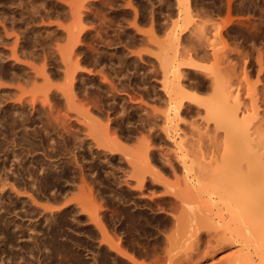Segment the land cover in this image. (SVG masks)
Instances as JSON below:
<instances>
[{
  "label": "rangeland",
  "instance_id": "374dc122",
  "mask_svg": "<svg viewBox=\"0 0 264 264\" xmlns=\"http://www.w3.org/2000/svg\"><path fill=\"white\" fill-rule=\"evenodd\" d=\"M16 1V2H15ZM28 1V2H27ZM72 2V0H66V2H65V0H0V13L2 14V13H4V14H2V16L4 15L5 16V18H4V16H3V18H4V20H3V22L4 21H6V20H11L10 19V17H13V18H16V20L17 21H15V19H14V21L16 22V24H17V27L18 28H15L14 30L12 29V30H10V26L8 25L10 22L9 21H7L6 23L4 22V24L6 25V28L7 29H9V32L11 33V35H13V36H11L12 37V41L14 42V39H15V37H19V41H18V46H17V48H22L23 49V51H25L26 52V50H28L27 52L29 53V48L27 49H24L23 48V46L22 45H24L25 46V41L27 42V40H28V42H30L29 40H31L30 38L32 37L31 35V32L30 31H28V30H26V28L28 27L27 25V27L24 25V24H26L25 22H24V20H22L21 18L24 16H26L27 15V13H29L30 14V12H31V14L32 15H30L29 17H32V18H30V21L32 20L33 22H34V20H35V22L33 23V25L35 24V25H37V27H39V29H40V31H42V32H40L41 34H43L44 36V38L43 39H45L47 36H48V34L50 33L51 34V32H52V35L53 36H58L59 35V37H60V35L61 34H59V31L61 32L62 31V33H63V36L65 37L66 35L64 34V33H68L69 31H70V33H72V32H74L75 30H77L76 28L78 27L77 25H78V22H77V25L75 26V22L77 21L76 20V18H72L71 17V13H70V9H67L66 10V12H69V13H67L66 14V12H65V9H63V8H71V7H73V5L70 7L69 5H70V3ZM75 1H77L78 2V0H74V2H72V3H74V5H75ZM94 1H96V4H95V2H94V7H93V9H92V13H93V15L94 16H92V20H90V21H88V22H90V23H86L85 22V25L86 26H88V27H86V29H85V31H87V29H89V32L87 31V33L89 34H87V36L88 37H86V39H84V45H82V47H81V49L79 50L80 51V53L79 52H77L76 54H75V60L74 61H76L77 59H81V62L83 63V74L81 75V77L80 78H83V84H85V85H87V87L89 88V90L88 91H86L85 92V94H84V96L82 97L81 96V98L79 97V96H77L76 95V97H79V98H75L74 100H82V101H84V99H86L85 100V102H78V101H76V102H78V104L80 103V104H82V106H84L83 108H82V106H80V108H77L76 110H78L82 115L84 114V111L86 110V112L88 111V113H86L85 112V114H87L88 115V119H89V117H90V119L88 120L87 118L85 119L88 123H95L94 125L97 127V130H99V132H101L103 135H104V131H105V133H107L106 134V137L107 136H109V134L112 136H110V137H107V138H109V139H107L106 137H105V135L103 136L101 133H99L96 129H95V134L96 135H99L100 134V138H101V143H102V145H101V143L100 142H98L99 140H91L92 138H86L87 139V141L86 140H84L85 141V143H84V145H86L85 147H83V148H85V151H83L84 149L82 148L81 150L79 149H76L75 148V140H73V139H66V136H65V134H66V130H65V128H64V125H65V122L67 121V123H70V129H71V131H73L74 133H76L77 134V130L79 131L78 133H81V130H82V128H83V126H84V128H88V126L90 127V124H88V126H86L87 125V123H85V124H81V123H79V122H76L75 120L73 121V119L72 118H70V120H69V116L71 115L72 116V114H75L76 113V111L74 112L73 111V109L71 110L70 109V105L72 104H68L66 101H64L63 99L64 98H62V99H59V97H57V95H54V96H56L58 99H59V101L58 102H55V101H57L58 99L57 98H55L53 95H51V97L53 96V99L55 100V99H57V100H55L54 102L55 103H57L56 105H55V103L54 104H52L53 102H52V98L49 96L53 91H52V89L55 87V84L57 85V87H55V90L56 89H58L59 87V84H60V86H61V84H63V86H64V83H65V81H64V79H63V75L61 74V72H55L56 74H57V76H56V74L55 75H53L52 76V73L50 72L51 71V69H52V67H55V68H53L54 70H60V59L58 58L60 55L58 54V53H56V54H58V55H55V57L57 58V62H55V63H53L52 62V67H51V65L50 64H48V63H51V61H47L48 59V54H46L47 56H45L46 58H42V55H44V54H41V53H43L41 50H39L40 51V54H39V52H38V54H39V56H41V57H39V58H37L36 57V55H38V54H36L35 55V58H37L38 59V61H37V59H33L32 57H34V56H32V55H30V57H29V55H28V57L26 56V54H25V57H24V55H22L21 53H22V51H20L19 49L17 50V53L19 54L18 56L20 57V59H22V61H23V63L22 64H27V62H34V64L32 63H28V65H29V67L28 66H26V65H20L21 64V62H18L19 63V65H17L16 67L14 66V65H16V64H14V62H12L11 64L12 65H9V66H11V67H9L8 66V68H6L7 69V73H6V77H5V74L3 73V76L5 77H3L2 79H1V77H2V75H1V77H0V84H2L3 85V87H6V86H8L9 84L10 85H12V86H9V87H13L12 89H14V90H19L18 91V96H20L21 98H22V101H21V98H20V101H18L17 102V104L18 105H20V103L22 104V108H21V110H22V115L23 116H21V119L19 118L16 122H18V121H21V122H18V123H20V126H19V124L18 123H16V125L13 123L12 125H11V123H9L10 122V118L13 116L14 118L19 114H17L16 113V115H15V113L13 112V110L10 108V109H7L6 111H5V113L8 111V110H11V111H8L9 113L7 114V115H9V116H7V118H5L6 120H7V122H8V124H10V126H13L14 127V129H15V131L18 129V127H19V129L17 130V132H19L20 131V129L22 128V130L21 131H23L24 133H26V135L28 136H26V138H24L25 137V135H24V137L23 136H21L22 134H24V133H22L20 136H19V134H17L16 133V136H14V137H12L11 135H12V133L10 132V131H12V127H9V125H7L6 123V120L4 119V121H5V123H3V120L1 121V119H0V149L3 147V148H5V146H7V145H9V143H10V145L12 146V147H15V143H18L19 145H17V147H15V150H19V149H21V148H23V147H26V148H23V149H21V150H24V151H21V152H23L24 154H25V151H27L28 152V154H25L27 157V160H25L26 158H25V155L24 154H22L21 155V152H20V155H21V157L23 158V161L25 162H23L22 164H24L25 166H27L28 164H29V162H28V159H29V161H30V165L31 164H34L35 165V162H36V168L35 167H33V165L32 166H29V167H31L32 169H35V171H36V169H37V166L39 165H37V163H40V164H44L45 165V168H51L52 166H55V168H54V171H55V169H56V167L57 166H59V167H57V169H59V168H62V172L60 171V172H57V171H55V174H54V171L52 172L53 173V175H51L52 173H49V175L47 174L48 173V171L44 174V172L42 171V173H40V171H36V175H38L39 177H42L41 175L42 174H44L43 175V179L45 180V181H47L46 180V178H50L49 180H48V183H51L52 182V180L51 179H53V182H52V184H54V185H56L57 183H58V185L60 184V187L59 186H57V187H59L60 189H61V192L63 193V191L65 192V193H63L62 195H61V197H60V189H59V192H58V194L59 195H57L58 197H60V200L59 199H57V201L55 200L56 198H57V196H56V198L54 197V196H51L52 195V193H49L50 191H45L46 192V194L47 193H49L48 195H50L49 197L51 198V200H50V198L47 200V196L45 195V192H42V193H44L43 195L45 196H42L41 194V192L40 191H38L36 188H38V185H37V187L36 186H34V187H36L35 189H36V191H35V189H34V187H31V186H33V184L30 182V178H28L27 176H26V178H25V175H23V174H21L20 175V173L22 172L23 173V171H22V168H21V172L18 174V173H15V172H17V171H15L14 173H12V171H11V173L14 175V177H13V175H12V177L14 178H12L13 179V181H11L12 179H11V174H10V172H9V174H8V176L10 175V181L11 182H14V180L16 179V177H18V176H15V174H18L19 175V177H21L22 179V181L20 182L21 184H24V180H26L27 178L29 179H27L26 181L27 182H29L28 183V186H26L27 188H29L28 189V191H27V189H26V187H25V189H23L22 187H21V189H20V187L19 186H17V184L15 185L14 183H16V182H14V183H12L11 184V182L9 181V185L8 186H6L5 188H4V190H3V188H2V192H4V193H2V192H0V207L2 206V200H1V198H3V201H4V205L6 206L5 207V209H4V206H2L3 207V209L2 208H0L1 210H5V212H7V213H4V214H7V215H2L1 217L2 218H4L3 219V221H1L0 222V225H1V223L3 222L4 224H6V223H9L10 221L9 220H13V217H14V219L16 220V224H14L15 223V221L13 220V221H11V222H13V224L14 225H16V227L18 226L17 224H22V225H20V227L18 226V230L17 231H19V232H21L20 234L21 235H16V227H14V225L13 224H11V222H10V224L12 225V227H11V225L9 224H6L7 226H8V228H7V230H8V232H7V230L5 229L6 227H3V225H1L2 226V228H0V230H4L5 229V231L4 232H6L5 233V235H6V237H7V239H8V237H10L11 235H13V236H11V238H9L8 240L6 239V237H5V235L1 232V234L2 235H0V238H2V243H1V239H0V243L1 244H3V240H4V244L3 245H5V246H3V245H0V249H1V247H8V250H10V251H8V250H6V248H5V250H4V248L3 249H1L3 252H5L6 253V255H9V256H15V254H16V256H21L22 255V253H23V255L22 256H24V258H25V256H26V254L24 253V251H28V252H26V253H28V254H30V253H33V254H30V256H28V254H27V258H29L30 259V261H35L36 260V258H37V263H36V261L34 262H31V264H39V263H41V262H43V264H44V261H41V260H43V259H46L44 256H46L47 255V253L50 251V245H51V247L53 246V243L54 242H51V241H54V239L53 238H51V237H53V234H51V233H53L52 231L53 230H51V231H48V232H45L47 229H45V226L44 225H40L39 227H38V225L37 226H33L32 227V224H33V221H36V219H35V217L38 215V214H41V213H43L44 211V209H45V207L43 208V210H42V206L44 205V206H52L51 208H56V207H58V205L59 206H61V207H63V209L65 210L66 209V211H67V213H66V211L63 213L66 217H64L63 219L67 222L69 219L71 220V222H72V219H74V217L76 218V220L74 219V221L75 222H77V223H74L76 226H74V224H73V222H72V224H71V226H70V229H69V226L68 225H70V224H68V223H70V222H67L66 223V226H63L62 228H60V229H62L61 230V232H60V230L59 231H57L58 229H56V231H55V229H54V234L55 233H57L59 236L57 237V234L55 235L56 236V238H55V240H56V242H58V240L60 241V240H63V239H65V241H67V242H69V241H71V242H69V243H67V242H65V241H62L63 243L62 244H64L65 243V245L67 244V246L69 247V248H73L72 250H73V252H72V250L71 249H69L68 248V250L69 251H71L72 253H74L73 254V256H75V257H79V259H80V261H79V259L77 258H75V257H73V259L74 260H72V258L70 259V257L68 256H66L67 258H69L70 259V261L72 260V263H74V262H76L75 260H77V263H81V264H91V261H94V260H92L93 259V256H95V255H97V256H95V258H97L96 259V263H94V264H99L100 262H101V260H102V262H104V263H102L101 262V264H138L139 262V264H172V262H173V264H174V261L175 260H177V261H179V260H181V262H186V264H189L190 262H192L193 263V261H194V263L195 264H198L201 260H202V262H203V264L204 263H208V264H213L214 262L215 263H217V264H231L232 262H236V263H238L240 260H241V258H239L240 257V254H242L243 253V251L241 252L240 251V249L242 250V249H244V251L246 250V248H247V246L249 247L251 244V246L249 247L250 249H248L249 250V253L251 254V257H253V259L255 260V261H257V252L255 251V249H254V247H253V242L251 243V241H253V240H249L248 239V241H246V242H244L245 241V238H242V236H241V234H242V231H244V233H245V230H243V229H241L240 227L241 226H243L242 225V223H241V226L239 225V223L235 220V218L234 217H236L237 218V215L236 216H233V218H234V220L236 221V222H234L233 221V219H231V217L229 216V213H228V211H226V209H225V207L223 206V208L220 210V212H218V213H220L219 215L220 216H214V219L213 220H207V219H205V218H203V220L201 219L200 220V216H198V215H195V212L197 211V209L199 208V207H201V205L200 206H198L196 203H194V202H192L194 205H192V203H190L191 201L189 200V203H187L186 201L187 200H185L184 202H186V203H184L183 201H181V197H178L177 198V196L178 195H180V194H177L179 191H183V189L186 187V185H185V182H184V180H185V175L186 176H188V178H189V180H190V172L189 171H185V168H184V166H183V164H182V162H183V159L185 158V154H186V150L184 149V148H187L189 145L190 146H192L193 145V148L196 150L197 149V151L199 152V151H202V150H200L202 147L204 148V149H206V143H205V140H207L205 137H203L202 135L201 136H199L200 135V133H202V132H204L205 131V127H204V125L202 124V122H203V120L202 119H200V116H204V112H203V109L204 108H202V106H201V103H202V101H206V100H210L211 98H212V96H209V95H211L212 94V91H210V90H212V85H213V79H214V76H216V75H218V74H220V75H223L224 73H226V67H228L230 70H228L227 71V74L226 75H223V77H225V79L229 82V84H233V90L235 91V92H237L239 95H240V99H241V101H242V107H248V109L251 107L250 105H253V107H252V109L254 108V110L250 113V116L247 118V120H245V126L246 127H251V126H255L256 125V123H258L259 122V120H264V0H188V4H187V2H184V3H186V4H184L183 5V7H185V9L189 6L190 8L188 9L189 10V13L191 14V16H190V18H187V17H185V18H187V19H185L184 18V14L183 13H185V11H187V13H186V15L188 16V10L186 9L185 11H183V9H182V6H180V3H179V1L177 0V2L175 1V0H135L134 2H133V0H131L129 3L132 5V3L131 2H133L134 4V7L133 8H136V9H134V10H138L139 9V11L141 10V12H139L138 14H142L140 17L142 18L143 16L145 17L146 16V13H147V16H146V18H143V19H145L144 21L143 20H141V18L139 17V19L141 20H139L138 19V17H135V11H130V10H133V8H130L129 9V7H128V5H127V8H126V6H125V4H124V1L125 2H127V0H94ZM140 1H141V4H140ZM161 1V2H160ZM13 2V3H12ZM25 2V3H24ZM46 2H48V3H46ZM49 2H51L50 4H49ZM77 2H76V5H77ZM138 2V3H137ZM43 3H45V4H43ZM69 3V4H68ZM71 3V4H72ZM128 3V2H127ZM9 4V5H8ZM31 4V5H30ZM50 5L49 7L51 8V9H48L49 7H47L48 5ZM60 4V5H59ZM66 4V5H65ZM120 6H119V5ZM139 4V5H138ZM144 4H145V6H144ZM11 5V6H10ZM45 5V7H43ZM58 5V6H57ZM75 5V6H76ZM122 5H124L125 6V8L122 6ZM181 5H182V3H181ZM186 5H187V7H186ZM37 7V8H34V7ZM56 7L54 10H56L57 9V12L55 11V12H53V8L52 7ZM61 6H63V7H61ZM119 6V7H118ZM6 7V8H5ZM29 7V8H28ZM38 7L40 8V7H42V9L41 10H39L38 9ZM59 7H61V8H59ZM111 7V8H110ZM142 7H143V10H144V8L146 9V7H147V11L148 12H146V10L145 11H143L142 10ZM8 8V9H7ZM94 8H96V9H94ZM121 8V9H120ZM153 8V10H152V12H155L154 14V16L156 17L157 15V19L153 16L152 17V12L150 11V9H152ZM181 8V9H180ZM38 9V10H37ZM45 10V12H46V14H45V16H41V17H39L40 16V14H38V12L40 11V12H42L41 13V15H44V10ZM58 9L60 10L59 12H61V15H60V13L58 12ZM63 9V10H62ZM127 9H129V10H127ZM154 9H156V11L159 13H157L156 14V11L154 10ZM179 9V10H178ZM38 12H37V11ZM50 10V11H49ZM94 10V11H93ZM123 10H125V11H123ZM181 10L183 11V13L181 12ZM30 11V12H29ZM33 11H35V12H33ZM49 11V12H48ZM51 11H52V13H51ZM65 12V14H64V12ZM151 12V20H150V16H148V13H150ZM168 11V12H167ZM20 12V13H19ZM33 12V13H32ZM63 12V13H62ZM138 12V11H137ZM143 12H144V15H143ZM12 13V14H11ZM36 13V14H35ZM52 14V16H51V14ZM57 13V14H56ZM28 14V15H29ZM49 14V15H48ZM59 14V15H58ZM63 14H64V16H63ZM162 14V15H161ZM170 14V15H169ZM34 15V16H33ZM55 15V16H54ZM122 15V16H121ZM174 15V16H173ZM46 16H47V18H46ZM63 16V17H62ZM104 16V17H103ZM139 16V15H138ZM42 17H44V19L42 18ZM49 17V18H48ZM121 17V18H120ZM125 17V18H124ZM9 18V19H8ZM42 19V21H41V19ZM100 20H99V19ZM102 18V19H101ZM137 18V20H139L137 23L135 22V19ZM155 18V20H153ZM6 19V20H5ZM171 19H172V21H171ZM179 19H181V20H179ZM20 20H22V22L19 21ZM43 20H45V21H43ZM74 20H75V22H74ZM99 20V21H98ZM155 22L156 20H157V23L155 22V23H153V21ZM174 20V21H173ZM175 20H176V22L178 23V27H177V29L179 30V31H181V30H183V34L181 33V35H182V38H181V35H180V38H179V42H178V45L180 46V47H178L179 49H181V48H183L184 46H186V44H187V47H188V44L190 45L191 43H192V41L194 40V37H188L189 35H191V36H193V34H195L194 32H193V34H192V32H189V31H193V30H195L196 28H199V30L198 31H200V28H203L204 29V33H205V30L206 29H210L209 31H207L209 34H208V37L210 38H208L209 40H210V44L211 45H209V46H204V48L202 49V52L204 51V52H206V53H208L207 55H206V53L204 54V53H202L199 57H194V60H193V64H194V66L193 67H191L192 69L191 70H189V72H187V70L185 71V70H183V72H184V74H185V76H184V82L186 83V85H188L189 87H188V92H189V94H191L192 96H195L197 99H198V103L196 102V103H193L192 104V111H191V114H190V118H187L186 117V119L188 120V123L189 122H193L194 123V126L191 128L190 127V125H185L184 124V122L183 121H180L179 123H180V132L179 133H181V134H184L185 133V135H187V139L188 140H190L191 141V143H188V146H186L185 147V145L184 144H182V142L184 143V142H187L188 140H183V141H181L182 140V138H180V137H178V136H176V137H178V138H176V137H174V139H169L168 137H166V135L164 134L165 132H163L164 131V129H162V128H164L163 127V125L164 126H166L165 124H163L161 121H159V123H158V125L160 126L159 127V129L161 130V131H159L158 132V134H160V136L159 137H152V138H149L148 137V131L145 129L144 131H145V133H143L144 131L141 129V132H142V134L140 135L139 133V135L137 134V136L136 135H132L131 137H133V138H130V136L128 137L129 139H127V137H123L121 134H120V132L118 131V128L117 127H115L114 126V121L118 118V120L121 122V120H122V118L124 117V118H126L125 120L126 121H124V120H122V125L125 123V124H127V117L129 118V122L131 123V121L133 122V124H130V126L131 125H133V127H135L136 125L138 126V125H140L139 124V116H140V114L141 115H145V111H143V109H146L147 111H150L151 110V112H153V111H156V112H158V113H165L167 110H168V107H167V105H166V102L164 103L163 101L160 103V102H157V101H155V98H153V99H151V98H146V97H144V95H143V93H142V86H139V88L137 89V87L136 86H134L135 84H137V80H140V78L142 79L143 78V76H152L150 79V81L152 82V85L155 87V89L157 88V86H158V88L156 89V91H159V89H161L162 87H161V85H162V79L164 78L167 82H169L170 83V86L172 85L173 86V82H174V80L173 79H170V78H174V75H173V64L172 65H169V64H171V62L173 63L174 61L172 60V61H170V59L169 58H167V60L168 61H170V63L169 64H167V65H169V67H166L165 65V62H164V59H166V57L163 59L162 58V60H161V58H160V56H162V55H166V52H163L162 50L163 49H165L166 47V49H165V51L166 50H168V55L170 56V54H172L171 56L173 57V59H174V54L175 53H171L172 51H173V46H167L168 44H165V41L167 40V38H166V33H169V31L173 28V23L174 24H177V23H175ZM185 20V21H184ZM28 21H29V19H28ZM105 21V22H104ZM133 21V22H132ZM146 21V22H145ZM148 21V22H147ZM151 21H152V23H151ZM160 21V22H159ZM181 21V22H180ZM38 22V23H37ZM42 22V23H41ZM114 22V23H113ZM145 22V23H144ZM171 22H172V24H171ZM20 23V24H19ZM24 23V24H23ZM41 23V24H40ZM46 23V24H45ZM131 23V24H130ZM142 23H144V24H142ZM184 23V25L182 26V24ZM40 24V25H39ZM58 24V25H57ZM72 24H74V26H72ZM92 24V25H91ZM134 24H136V26L134 25ZM153 24H155V26L153 25ZM161 24V25H160ZM24 25V26H23ZM34 25V26H35ZM45 25V26H44ZM83 25V24H82ZM91 25V26H90ZM101 25V26H100ZM106 25V26H105ZM144 25V26H143ZM25 27V30H24V32L26 31L27 32V34L29 35H27L26 34V32L24 33L25 35H27L26 36V38H24L19 32H21V30H22V32H23V29L24 28H22V27ZM44 26V28H42ZM47 26V27H46ZM52 26V27H51ZM58 26H61V27H58ZM67 26V27H66ZM166 26V27H165ZM21 29H20V28ZM72 27V28H71ZM90 27V28H89ZM134 27H136V29L134 28ZM183 27H184V29H183ZM185 27L187 28V30L185 29ZM47 30H46V29ZM58 28H63V29H65L66 28V31L64 30L63 31V29H58ZM81 28H82V26H81ZM93 28H95V30L93 29ZM169 28H171V29H169ZM206 28V29H205ZM49 29V30H48ZM57 31H56V30ZM93 29V30H92ZM169 29V30H168ZM20 30V31H19ZM54 30H55V32H54ZM73 30V31H72ZM105 30V31H104ZM154 30V31H153ZM197 30V29H196ZM202 30V29H201ZM48 33H47V32ZM101 31V32H100ZM165 31H167L166 33H165ZM186 33H185V32ZM29 32V33H28ZM202 32V31H201ZM0 33L1 34H5L4 33V29H3V27L0 25ZM17 33V34H16ZM45 33H47V35L45 34ZM54 33V34H53ZM55 33H56V35H55ZM58 33V34H57ZM122 33V34H121ZM143 33V34H142ZM191 33V34H190ZM97 34V35H96ZM101 34V35H100ZM197 34V33H196ZM24 35V36H25ZM100 35V36H99ZM185 35V36H184ZM206 35H207V33H206ZM31 36V37H30ZM104 36V37H103ZM185 39H184V38ZM22 38V39H21ZM23 38L25 39V40H23ZM29 38V39H28ZM142 38V39H141ZM191 38H193V39H191ZM197 38V37H196ZM195 38V39H196ZM57 39H58V37H57ZM141 39V40H140ZM184 39V40H183ZM198 39V38H197ZM65 40V38L63 39V41L62 40H57L56 42L59 44V46H61L62 45V47L63 46H65L67 43H66V40ZM126 40V41H125ZM101 41V42H100ZM185 41H188V42H185ZM191 41V42H190ZM195 41H197L198 42V40H195ZM195 41H193V43L190 45V46H192L193 44H195ZM13 42H9L7 45H5L4 47H8L9 46V44H10V46L7 48H3V45L1 46V44H0V48L2 47L3 49H5L6 51H8L7 49H10V48H12L13 47V45H14V43ZM55 42V43H56ZM66 44H65V43ZM19 43H20V45H19ZM22 43V44H21ZM64 43V44H63ZM167 43V42H166ZM87 44V45H86ZM91 44V45H90ZM117 44V45H116ZM130 44V45H129ZM89 45V46H88ZM183 45V46H182ZM105 46V47H104ZM121 46V47H120ZM164 48H163V47ZM26 47H28L27 45H26ZM66 47V46H65ZM169 47V48H168ZM1 48V49H2ZM2 49V50H3ZM21 49V50H22ZM11 50V49H10ZM9 50V51H10ZM82 50V51H81ZM104 50V51H103ZM108 50V51H107ZM169 50H170V52H169ZM212 50H214V51H218L219 52V54L220 55H222V54H224L225 55V53H226V55H228V56H224V57H226V59H227V62H226V60H225V65H223V63H222V65H221V63H219L218 61H216V59H215V57L212 55L213 53L212 52H210V51H212ZM117 51V52H116ZM222 51H224V52H222ZM19 52H21V53H19ZM26 52V53H27ZM174 52V51H173ZM6 54H8V53H11V52H5ZM99 53V54H98ZM159 53L161 54V55H159ZM21 54V55H20ZM79 54V55H78ZM85 54V55H84ZM120 54V55H119ZM168 55H166V56H168ZM206 55V56H205ZM7 56V55H6ZM89 56H90V58H89ZM100 56V57H99ZM112 56V57H111ZM158 56V59L156 58ZM8 57H10V55L8 54ZM18 57V58H19ZM22 57V58H21ZM44 57V56H43ZM92 57V58H91ZM123 57V58H122ZM208 57V58H207ZM41 58V59H40ZM55 58V59H56ZM94 58V59H93ZM118 58V59H117ZM19 59V60H20ZM24 59V60H23ZM26 59H28V61L26 62ZM30 59V60H29ZM45 59H47V60H45ZM101 59V60H100ZM35 60V61H34ZM41 60V61H40ZM45 60V62L47 61L48 63V67H45V68H47V69H49L48 70V72H46L45 74H46V76H47V78L52 82V83H48L49 85H47L46 83V85L47 86H49V87H51V88H49V90H50V92L51 93H49V94H47L46 95V92H45V94H43L44 92L41 90V88L43 87V89H44V91H45V89H48V88H45V87H47V86H42L43 84H44V82H42V81H44L45 79H43L42 77H39L38 78V76L35 78L36 80H35V82L37 83L36 84V87H34V88H32V86H30V85H28L29 86V88L26 86V84H28L25 80L23 81L22 80V78L24 77V76H22V77H19V76H21L20 75V71L22 70L23 72H22V74L23 75H25V74H28L30 71H29V68H30V66H32L31 68H33L34 66H36L37 68L36 69H40V70H43L44 69V67H42L44 64H43V61ZM49 60H51L50 58H49ZM112 60V61H111ZM141 60V61H140ZM160 60V61H159ZM12 61V60H11ZM21 61V60H20ZM37 61V62H36ZM53 61H54V59H53ZM104 61V62H103ZM121 61H123V63H124V65H123V63L121 62ZM157 61H159V62H157ZM166 61V60H165ZM168 61H167V63H168ZM25 62V63H24ZM100 62V63H99ZM160 62H164L163 63V65H164V67L165 68H167V69H169L168 70V72H169V75H168V77L167 78H165V77H163V68L161 67V66H163ZM229 62H231V63H229ZM56 63H58V64H56ZM103 63V64H102ZM159 63V64H158ZM229 63V64H228ZM126 64V65H125ZM137 64H138V67H137ZM50 65V66H49ZM55 65V66H54ZM123 65V66H122ZM161 65V66H160ZM228 65V66H227ZM232 65V66H231ZM18 66H20L19 68H18ZM22 66V67H21ZM24 66H26L27 68H28V73H26L27 72V70H26V68L24 67ZM58 66H59V68H58ZM153 66V67H152ZM225 66V68H224V70H225V72L223 73V74H221V71H224V70H221V69H223V67ZM230 66V67H229ZM16 69H14V68ZM25 68V70H23L24 68ZM131 67V68H130ZM160 67V68H159ZM234 67V68H233ZM9 68L11 69V70H9ZM35 68V67H34ZM33 68V69H34ZM85 68H87L86 70H85ZM115 68H116V70H115ZM194 68V69H193ZM233 68V69H232ZM36 69L34 70V72L36 71ZM47 69H44V72L45 71H47ZM101 69V70H100ZM106 69V70H105ZM160 69V70H159ZM235 69V70H234ZM14 70V72H11V71H13ZM17 70H18V72H17ZM89 70V71H88ZM194 70V71H193ZM198 70H200V71H198ZM17 73H19V76H17V75H15L14 77H13V75L14 74H16V72ZM198 71V72H197ZM202 71V72H201ZM8 72H9V74L11 73L12 74V76H11V74L9 75L8 74ZM25 72V73H24ZM32 72V71H31ZM33 72V73H34ZM162 72V73H161ZM164 72H166V69L164 70ZM233 72V73H232ZM14 73V74H13ZM35 73H37V72H35ZM40 73H42L43 74V72H41L40 71ZM139 73V74H138ZM147 73V74H146ZM187 73V74H186ZM8 74V75H7ZM31 74V73H30ZM30 74H29V76H30ZM39 74V73H38ZM37 74V75H38ZM41 74V75H42ZM101 74H102V76H101ZM110 74V75H109ZM160 74V75H159ZM33 75H35L36 76V74H33ZM52 77H51V76ZM94 75V76H93ZM142 77H141V76ZM156 75V76H155ZM172 75H173V77H172ZM203 75V76H202ZM231 75V76H230ZM233 75V76H232ZM11 76V77H10ZM19 77L20 78V81L22 80L23 81V84L22 85H20L21 83H22V81L20 82H18L17 83V77ZM28 75H25V77H27ZM34 76V77H35ZM42 76H44V74L42 75ZM60 76V77H59ZM122 76V77H121ZM124 76V77H123ZM10 77V78H9ZM13 77V79H11ZM16 77V78H15ZM87 77V78H86ZM195 77V78H194ZM202 77V78H201ZM12 81H10L9 79ZM19 78H18V80H19ZM31 78H32V74H31ZM39 80H38V79ZM42 78V79H41ZM94 78V79H93ZM103 78V79H102ZM120 80H119V79ZM154 78V79H153ZM5 79V80H4ZM8 79V80H7ZM14 79H16V80H14ZM33 79V78H32ZM31 79V81H33ZM54 79V80H53ZM63 79V80H62ZM170 79V80H169ZM48 80V81H49ZM86 80V81H85ZM105 80V81H104ZM154 80H155V82H154ZM160 82H159V81ZM172 80V81H171ZM47 81V80H46ZM47 81V82H48ZM49 81V82H50ZM91 81H92V83H91ZM137 81V82H136ZM159 83H158V82ZM172 83H171V82ZM192 81V82H191ZM203 81V82H202ZM25 82V83H24ZM90 82V83H89ZM95 82V83H94ZM103 82V83H102ZM105 82V83H104ZM113 82V83H112ZM133 82H135L134 84H132ZM201 82V83H200ZM232 82V83H231ZM15 83V84H14ZM29 83H30V81H29ZM32 83V82H31ZM30 83V84H31ZM53 83H54V85H53ZM154 83V84H153ZM211 83V84H210ZM16 84H18L17 85V87H16ZM94 84V85H93ZM110 84V85H109ZM193 86H191V85ZM202 84V85H201ZM6 85V86H5ZM25 85V86H24ZM31 85H34V84H31ZM89 85V86H88ZM122 85V86H121ZM19 86H24L23 87V89L21 88L20 89V87ZM39 86V87H38ZM121 86V87H120ZM129 86V87H128ZM9 87H7V88H9ZM19 87V88H18ZM41 87V88H40ZM53 87V88H52ZM62 87V86H61ZM132 87V88H131ZM38 88H39V90H38ZM63 88V87H62ZM26 89V90H25ZM49 90H47V92L49 91ZM133 90V91H132ZM206 90V91H205ZM22 91H24V93L22 92ZM112 91V92H111ZM116 91H117V93H116ZM131 91V92H130ZM19 92H21V93H19ZM140 93V94H139ZM24 94H26L25 96H24ZM43 94V95H42ZM53 94V93H52ZM2 94L0 93V96H1ZM48 96L47 98V100H48V102H50V99H49V97L51 98V103H48L47 105H48V107L51 105L52 107H53V105H55L57 108L55 109V106H54V109H55V111H54V109L52 110V107H50L51 108V110H48V111H52V113L50 112V116L48 117L47 116V114H45V112L47 111V109H49L48 107H47V105L46 106H44L43 104H46V103H44L43 101H45L46 99H43V97H41V96ZM132 95V96H131ZM27 98V99H29L30 100V102L32 103V105H30L31 103L29 102V100H27V99H25V98ZM33 97V98H32ZM36 97L38 98L37 100H36ZM114 97V98H113ZM133 97V98H132ZM209 97H210V99H209ZM24 98V99H23ZM31 98V99H30ZM84 98V99H83ZM102 98V99H101ZM143 98V99H142ZM0 99H1V97H0ZM33 99V100H32ZM37 101V102H35V103H37V105H39L38 106V108L40 109L41 108V106H43V109H42V113H40V110L37 108V105L35 104V106H36V108L35 109H37V110H39V111H37V110H35V109H33V107H34V101L35 100ZM41 99H43V100H41ZM90 99V100H89ZM113 99H114V101H113ZM24 100V101H23ZM28 102H27V101ZM103 100V101H102ZM131 100V101H130ZM153 100V101H152ZM27 103H26V102ZM23 102L24 103H26V105H28V103H30L28 106H26L25 104H23ZM43 102V103H42ZM68 104H66V103ZM74 102V101H73ZM75 102V103H76ZM108 102H109V105H111V104H114V108L112 107V110L109 108L110 106L108 105ZM137 102V103H136ZM75 103H73L72 105H71V107H73V106H75L76 104ZM84 103V104H83ZM103 103H105L104 105H103ZM123 103H124V105H123ZM130 103V104H129ZM147 103V104H146ZM65 104V105H64ZM119 104V106H117V108H115L116 107V105H118ZM146 104V105H145ZM195 104H196V106H195ZM69 106V109H70V112L68 111L69 109H67L68 107L67 106ZM120 105H121V107H123L124 109L125 108H128L127 110H126V113H124V112H122L121 111V107H120ZM123 105V106H122ZM126 105V106H125ZM159 105V106H158ZM199 105V106H198ZM245 105H247V106H245ZM24 106H26V108L24 107ZM29 106H31V107H29ZM33 106V107H32ZM59 106V107H58ZM135 106V107H134ZM150 107V109H149V107ZM45 107H47V108H45ZM62 107V108H61ZM64 107V108H63ZM67 107V108H66ZM77 107V106H76ZM107 107V108H106ZM138 107V108H137ZM143 109H142V108ZM157 107H159V108H157ZM33 110H32V109ZM105 108V109H104ZM120 108V109H119ZM135 108H137V110L138 109H140V112H139V110H138V112L137 111H135L136 109ZM153 108V109H152ZM166 108H167V110H166ZM114 109V110H113ZM142 109V110H141ZM154 109H156V110H154ZM164 109V110H163ZM201 109V110H200ZM251 109V108H250ZM25 110V111H24ZM75 110V109H74ZM117 110H118V112L119 111H121L122 112V114L119 112L118 114L116 113L117 112ZM153 110V111H152ZM244 110H245V108H244ZM32 111H33V113H32ZM47 111V112H48ZM53 111H54V114L55 115H57L58 117H55V116H53V118L51 117L52 116V114H53ZM67 111V112H66ZM114 111H116V112H114ZM127 111H129V112H127ZM135 111V112H134ZM143 111V112H142ZM1 112H3V111H0V114H1ZM20 112V111H19ZM34 112L37 114V116H36V114H34ZM38 112H39V116H41V117H38ZM44 112V113H43ZM46 112V113H47ZM132 112H134V113H132ZM138 114H137V113ZM202 112V113H201ZM5 113H3L4 115H6ZM49 113V112H48ZM66 113H67V115H69L68 116V119H67V117H66ZM115 113V114H114ZM124 113V114H123ZM129 115H128V114ZM3 114L1 115V116H3ZM11 114H12V116H11ZM32 115V116H30V115ZM53 114V115H54ZM126 114V115H125ZM198 114V115H197ZM200 114V115H199ZM15 115V116H14ZM36 117V118H34V116ZM45 115V116H44ZM60 115V116H59ZM114 115V116H113ZM122 115H124V116H122ZM70 116V117H71ZM84 116V115H83ZM86 116V115H85ZM126 116V117H125ZM197 116H199V117H197ZM12 117V118H13ZM33 117V118H32ZM47 118L48 119V121H47V123H46V121L44 120V119H42V118ZM54 117L55 118H60V119H58V120H56V119H54ZM117 117V118H116ZM183 117L184 116H182V119H183ZM12 118H11V120H12ZM29 118H32V121L30 122V120L31 119H29ZM38 118V119H37ZM42 119V120H40V119ZM49 118H51V119H49ZM66 118V119H65ZM93 120H92V119ZM116 118V119H115ZM123 118V119H124ZM131 118V119H130ZM203 118V117H202ZM34 119V120H33ZM35 119L36 120H40V121H38V122H36L35 121ZM72 119V120H71ZM113 119H114V121H113ZM121 119V120H120ZM49 120H51V122L49 123ZM53 120H54V122H53ZM55 120H56V122H55ZM60 120V121H59ZM63 120H65V122L63 121ZM92 120V121H91ZM42 121H43V124H41L40 125V123H42ZM91 121V122H90ZM200 121V122H199ZM211 121H213V120H211ZM11 122H13V121H11ZM73 122V123H72ZM102 122V123H101ZM124 122V123H123ZM135 122V123H134ZM196 122V123H195ZM3 123V124H2ZM29 123V124H28ZM32 123L34 124V125H32ZM39 123V124H38ZM60 123V124H59ZM138 123V124H137ZM162 123V124H161ZM17 124H18V126H17ZM22 124H24V125H22ZM37 124V125H36ZM93 124H91V127L93 126ZM124 124V125H125ZM134 124H136L135 126H134ZM202 124V125H201ZM209 124H210V126L211 125H214L212 122H210L209 121ZM21 125H22V127H21ZM30 125H31V127H30ZM35 125L38 127H36V128H34L35 127ZM45 125H47V126H45ZM59 125V126H58ZM73 125V126H72ZM127 125H129V123L127 124ZM126 125V126H127ZM183 125H185V126H183ZM6 126V127H5ZM32 126H34L33 128H32ZM39 126H41V127H39ZM63 126V127H62ZM75 126V127H74ZM77 126V127H76ZM80 126V127H79ZM82 126V127H81ZM86 126V127H85ZM162 126V127H161ZM25 127V128H24ZM42 127H44L45 129H43L44 130V132H43V130H42ZM48 127V128H47ZM57 127V128H56ZM72 127V128H71ZM104 127V128H103ZM115 129H114V128ZM202 127H204V128H202ZM12 128V129H11ZM39 128H41V129H39ZM55 128V129H54ZM79 128V129H78ZM93 128H94V126H93ZM193 128L195 129V133H196V135H194V136H192L191 134L193 133L192 132V130H193ZM201 128V129H200ZM213 128V127H212ZM4 129V130H3ZM11 129V130H10ZM14 129H13V131H14ZM32 129V130H31ZM33 129L35 130V129H37V131H38V129H39V131H41V132H39L38 131V134H37V136H38V138L40 139H38V138H36V136H35V131H33ZM46 129H49V131L47 130V131H45ZM75 129V130H74ZM103 129H104V131H103ZM106 129V130H105ZM199 129H200V131H199ZM25 130V131H24ZM57 131V133L55 132V131ZM139 130V132H140V129H138ZM202 130H204V131H202ZM36 131V132H37ZM51 131V132H50ZM61 132V134H60V132ZM65 131V132H64ZM96 131L98 132V133H96ZM103 131V132H102ZM116 131H118V132H116ZM7 132V133H6ZM11 133V135H9L10 133ZM34 132V135L32 134ZM44 133L43 135L41 134V133ZM45 132L47 133H49L50 135L48 136L47 134H45ZM54 132V133H53ZM222 131L220 130L219 131V134L221 135L222 133H221ZM14 133V132H13ZM19 133H21V132H19ZM31 134V135H33V136H30L29 134ZM52 133V134H51ZM1 134H2V137H1ZM15 134V133H14ZM41 134V137L39 136ZM118 134V135H117ZM60 135V137L58 138L57 136H59ZM120 135V136H119ZM142 135H144V136H142ZM17 136H19V138L17 137ZM43 136H45V137H43ZM51 136H52V138H51ZM136 136V137H135ZM140 136V138H141V136H142V138L140 139H138L137 137H139ZM16 137V140H17V138L19 139V141H20V143L18 142V140L16 141V142H13L14 141V139H12V138H15ZM22 137V138H21ZM29 137H30V139H29ZM54 141V143L52 142V140H48V139H50V138ZM116 137H117V139H116ZM135 137V138H134ZM7 138H10V140L9 139H7ZM20 138L23 140V142H22V140H20ZM24 138V139H23ZM33 138V139H32ZM42 138V139H41ZM47 138V139H46ZM110 138H111V140H110ZM124 138V139H123ZM145 140H144V139ZM159 138V139H158ZM3 139V140H2ZM27 140V142H28V145H27V142H26V140ZM32 139V140H31ZM34 139H36L38 142H40V144H41V142H43L45 139V141L44 142H50V145H51V147H50V145H49V143H42L41 145H43V146H41L40 147V144L38 145V144H36V140H34ZM105 139H107V140H105ZM122 139V140H121ZM146 142L147 141V144H148V147H147V153H146V155H145V158H144V151L145 150H143V152H141V154L143 155V157H140V159H142L143 161H144V163H143V161H140V159H138L139 157L137 156V159H138V161L136 160V159H134L135 158V156H133V154H131V151H133V150H137V145H138V142L137 141H139V140H141V141H143V140ZM5 140H9V141H5ZM13 140V141H12ZM25 140V141H24ZM56 140H57V142H56ZM61 140V142H59V141ZM110 140V141H109ZM113 140H115V145H114V141ZM133 140V141H132ZM137 140V141H136ZM152 140V141H151ZM176 141L177 142V144H176V142L174 143V141ZM219 140H223V138H220ZM3 141H5V142H3ZM10 141H12V144L14 145H12L11 144V142ZM89 141V142H88ZM96 141H97V143H99V145L100 146H102V147H104L105 145V147L108 149L107 150V152H104V150L106 151V148L104 149V148H102L101 149V147H99V149H97L98 147H97V145L95 146V144H96ZM112 141H113V146L112 147H114L113 149L111 148V146H110V143H112ZM121 141V142H120ZM26 142V143H25ZM35 142V144L34 145H36V146H34L33 145V143ZM56 142V143H55ZM60 144H59V143ZM86 142H88V143H91V146L88 144V143H86ZM108 142H110L109 144H108ZM118 142V143H117ZM120 142V143H119ZM140 142V141H139ZM149 142V143H148ZM2 143H7V145L5 144H3L2 145ZM23 143V144H22ZM27 145V146H24L25 144ZM33 145V146H31V149L30 148H28V146H30L31 144ZM52 143V144H51ZM144 143V142H143ZM143 143H140V144H143ZM62 144V145H61ZM146 143H145V145H147ZM194 144H196V146L194 145ZM10 145H9V147L7 146L6 147V149L4 150L6 153H8L7 152V150H8V148H9V150H10V152H11V149H10ZM20 145H23V146H20ZM44 145L46 146V147H44ZM48 145H49V148H48ZM90 147V149H89V147ZM92 145H93V148H91L92 147ZM110 146V148L111 149H109V146ZM116 145H122L121 147H119V146H117L119 149H118V153L116 152ZM175 145V146H174ZM184 147H183V146ZM199 145H200V147H199ZM2 146V147H1ZM39 146V147H38ZM55 146H57V147H55L56 149H54V147ZM64 146V147H63ZM108 146V147H107ZM140 146V145H139ZM150 146V147H149ZM153 146V147H152ZM32 147H38V150H37V148H34V150L32 149ZM62 150H60L59 148ZM88 147V148H87ZM97 147V148H96ZM145 147V146H144ZM152 147V148H151ZM175 147V148H174ZM2 148V149H3ZM30 149V150H28V149ZM40 148H42V149H40ZM43 148H45V149H43ZM63 148H65V149H63ZM74 148V149H73ZM120 148H122L123 150H125L126 152H128L127 151V149L129 150V149H131V151L129 152L131 155H129L128 153H125L123 150L121 151V149ZM136 148V149H135ZM140 148V147H139ZM138 148V149H139ZM146 148V147H145ZM154 148V149H153ZM189 148V147H188ZM202 148V149H203ZM14 149V148H13ZM12 149V150H13ZM36 149V150H35ZM90 150V151H88V150ZM97 149V150H96ZM143 149V148H142ZM142 149L140 150V151H142ZM178 149V150H177ZM182 149H184V150H182ZM203 149V150H204ZM53 150V151H52ZM55 150H57L56 152H55ZM60 150V154L58 155V151ZM67 150V151H66ZM73 150V151H72ZM94 150V151H93ZM96 150V151H95ZM101 150V151H100ZM1 151V150H0ZM3 151V150H2ZM1 151V152H2ZM2 152V154H1V152H0V164L2 165V163H3V160H5V157H4V154H5V152ZM33 153H32V152ZM51 151H52V154H51ZM77 151V152H76ZM112 151H113V153H112ZM115 151V152H114ZM138 152H139V150H137ZM149 151V152H148ZM206 151V150H205ZM204 151V153H206ZM9 152V153H10ZM45 152H47L48 154H46ZM83 152V153H82ZM98 152V154H96ZM102 152H104V153H102ZM109 152V153H108ZM135 152V151H134ZM185 152V153H184ZM203 152V151H202ZM49 153H50V155H52V156H50L49 155ZM75 153V154H74ZM83 154V156H85L84 157V159H83V156L81 155V154ZM124 153H125V155H124ZM133 153V152H132ZM136 153V152H135ZM151 153V154H150ZM153 153V154H152ZM182 153H184V154H182ZM199 153H201V152H199ZM76 154L78 155V156H76ZM94 154V155H93ZM105 154H106V156L108 157H106L105 156ZM126 154H128V156L126 155ZM150 154V155H149ZM1 155H3V156H1ZM54 155H57V156H55V158H53L54 157ZM104 155V156H103ZM135 155V154H134ZM139 155H140V153H139ZM29 156V157H28ZM30 156H32V158L30 157ZM82 156V157H81ZM125 158H124V157ZM130 156L131 157H134V158H130ZM146 156H147V158H146ZM149 156V157H148ZM4 158V159H2V158ZM47 157H52L51 159H52V161L50 160V158H48L47 159ZM58 157V158H57ZM66 157H67V159H66ZM100 157V158H99ZM103 157V158H102ZM31 158V159H30ZM38 158V159H37ZM86 158V159H85ZM94 158V159H93ZM105 158H107V159H105ZM35 159V160H34ZM49 161H47V160ZM58 159V160H57ZM64 159V160H63ZM79 159V160H78ZM83 159V160H82ZM126 159H129L128 161L126 160ZM137 161V163L139 162V163H141L140 165L142 166V164H144V165H146V163H148V165H147V167L146 168H144L143 166V168H144V171H146L145 173H149V174H142V175H144L145 177L144 178H146L147 177V179L145 180L146 182L144 183V185H141V186H143L142 188H141V186L140 187H138L137 186V183H138V179H140V178H137V183L135 184V181H134V179H132V177L133 176H135V175H133L132 176V171H133V167H134V164H135V167H137L138 165L136 164V162L134 161ZM11 160V159H10ZM10 160H7V161H9L10 162ZM33 162H32V161ZM54 160V161H53ZM70 160V161H69ZM80 160H81V162H80ZM89 160V161H88ZM90 160H91V162H90ZM93 160V161H92ZM95 160V161H94ZM99 160V161H98ZM147 160V161H146ZM175 160V161H174ZM177 160V161H176ZM28 162V164H26L27 162ZM56 161V162H55ZM58 161H60V162H62V163H59ZM67 162V166H69V168H74V170L72 169L71 171H70V169L69 168H67L66 167V162ZM84 161V162H83ZM87 161V162H86ZM146 161V162H145ZM162 161V162H161ZM173 161V162H172ZM9 162H6L8 165H11ZM46 162H48V164L46 165L45 163ZM51 162V163H50ZM52 162H53V165H52ZM54 162H55V164L56 165H54ZM58 162V163H57ZM70 162V163H69ZM94 162V163H93ZM125 162V163H124ZM128 162L130 163V164H128ZM78 163V164H77ZM81 163V164H80ZM91 163V165H89ZM92 163H93V166L96 168H94L93 167V171H92ZM113 163V164H112ZM150 163V164H149ZM60 164V165H59ZM62 164H64V166H62L61 167V165ZM87 164V166H85ZM106 164V165H105ZM128 164V165H127ZM48 165H50V166H48ZM79 165V166H78ZM96 165V166H95ZM131 165H132V167H131ZM27 166V167H28ZM43 166V165H42ZM74 166V167H73ZM44 167V166H43ZM64 167H66V169L64 170ZM89 167H91L90 169H88ZM129 167H131L132 168V171H131V169L129 168ZM139 167V166H138ZM141 167V168H142ZM39 168V167H38ZM84 168H85V170H84ZM112 168V169H111ZM119 168V169H118ZM126 168V169H125ZM13 169V168H12ZM67 169H68V171H70L69 173H67ZM173 169V170H172ZM87 170V171H86ZM90 170V171H89ZM98 170V171H97ZM92 173V175L89 173ZM98 172V174H95L96 172ZM127 171V172H126ZM129 171V172H128ZM138 171V170H137ZM141 171H142V169H141ZM58 174H57V173ZM67 173L68 175H66L65 173ZM72 172H75V173H72ZM85 172H87L88 173V175L85 173ZM125 172H126V174H125ZM132 172V173H131ZM59 173H61V175H62V173H63V175L61 176ZM76 173H77V177L76 176H74V174L76 175ZM93 173H94V175H93ZM112 173V174H111ZM124 173V174H123ZM172 173V174H171ZM41 174V175H40ZM72 174H73V177H72ZM130 174V175H129ZM135 174H137V173H135ZM155 176H154V175ZM159 176H158V175ZM47 175V176H46ZM52 176V178H51V176ZM57 175H60V176H57ZM65 175L68 177H65ZM79 175V176H78ZM85 175H86V177H85ZM89 175H91V176H89ZM111 177H110V176ZM126 175V176H125ZM128 175V176H127ZM153 175V176H152ZM162 175V176H161ZM177 175V176H176ZM22 176H24V180H23V177ZM57 176V177H56ZM94 176V177H93ZM98 178H97V177ZM126 178H125V177ZM131 176V177H130ZM139 176H141V175H139ZM53 177H56V178H53ZM58 177H61L60 179L58 178ZM63 177H65V178H67V179H65V178H63ZM80 177V178H79ZM95 177H96V179H98V180H96L95 179ZM117 177V178H116ZM123 177V178H122ZM135 177H138V176H135ZM160 177H162V179H160V180H158ZM177 177V178H176ZM64 180H66V181H64ZM134 178V177H133ZM158 178V179H157ZM182 178V179H181ZM60 180V182H59V180ZM85 181H84V180ZM126 179V180H125ZM155 179H157L156 181H155ZM17 180H18V178H17ZM61 180H63L62 182H61ZM67 180H68V182H67ZM87 180V181H86ZM96 182H95V181ZM181 182H180V181ZM19 181H20V178H19ZM18 181V182H19ZM58 181V182H57ZM82 181H84V183L86 182V184H82L83 182ZM93 181V182H92ZM116 181V182H115ZM161 181H163V182H161ZM167 181H169V182H167ZM55 182H56V184H55ZM65 182H67L66 184H65ZM96 184H95V183ZM102 183V185H101V183ZM120 184H119V183ZM126 182V183H125ZM132 184H131V183ZM179 182V183H178ZM93 183V184H92ZM113 183V184H112ZM134 183V184H133ZM15 185V186H13V188H12V185ZM91 184V185H90ZM122 184V185H121ZM128 184H129V186H128ZM72 185V186H71ZM85 187H83V186ZM99 185V186H98ZM182 185V186H181ZM61 186H62V188H61ZM75 186V187H74ZM81 186V187H80ZM102 186V187H101ZM128 186V187H127ZM10 189H8V188ZM14 187H16L15 188V190H14ZM56 187V189H58ZM63 187H64V189H63ZM82 187H83V189H82ZM20 189L22 192H25V190L27 191V192H29L28 194H25V193H23V194H25L28 198H29V200H30V197H29V194H30V196H32V198H31V201H32V199H33V202H31V203H29L30 201L29 200H26V197H25V195H23V194H21V192L20 191H18V190H16V189ZM32 188V189H31ZM88 188H90V190H88ZM140 188H141V190H140ZM181 188H182V190H181ZM1 189V188H0ZM7 189L9 190V191H11V192H9V191H7ZM23 189V190H22ZM77 189V190H76ZM85 189V190H84ZM94 189V190H93ZM103 189V190H102ZM32 190H34V191H32ZM66 190H67V192H66ZM82 190H84V191H81ZM1 191V190H0ZM9 192V193H7L8 194V196L9 195H11V193H12V195H14V196H12V199L14 198V199H17V201L15 202V200H14V202H15V204L14 203H11L10 204V202H8V201H10L11 200V202H13V200L11 199V197H7L6 195V192ZM18 191V192H17ZM38 191V193L40 194H38V193H34V192H37ZM70 191V192H69ZM117 191H119V192H117ZM19 192H20V194H21V197L22 198H25L24 199V201L25 202H27L26 204L24 203V202H21V200H23V199H21L20 197H18V198H15L17 195V193L19 194ZM78 192V193H77ZM86 192H88V193H86ZM92 194H91V193ZM109 192V193H108ZM113 194H112V193ZM153 192V193H152ZM15 193V194H14ZM80 193V194H79ZM81 193H86L84 196L81 194ZM120 193V194H119ZM124 193V194H123ZM150 193V194H149ZM2 194V195H1ZM4 194V195H3ZM33 194V195H32ZM39 196V198H38V196ZM54 194V193H53ZM64 194H66V195H64ZM103 194V195H102ZM119 194V195H118ZM16 195V196H15ZM78 195V196H77ZM116 195V196H115ZM5 196V197H4ZM20 196V195H19ZM43 198H41V197ZM72 196V197H71ZM75 196V197H74ZM97 196H99V197H97ZM105 196V197H104ZM107 196V197H106ZM55 198L54 200L56 201L55 203H54V200H52L53 198ZM63 197V198H62ZM79 197H80V199H79ZM88 197V198H87ZM104 197V198H103ZM140 197H141V199H140ZM6 198H7V201H6ZM34 198H35V200H34ZM41 198V199H40ZM74 198V199H73ZM8 199H10V200H8ZM18 199H19V201H20V203H22L23 205L21 206V204H19V202H18ZM38 199V200H37ZM46 199V200H45ZM110 199V200H109ZM50 200V201H49ZM58 200L60 201V202H58ZM63 200H64V202H63ZM71 200H72V202H71ZM82 200V203H84V206H82V204L79 202V201H81ZM87 200V201H86ZM126 200V201H125ZM134 200V201H133ZM145 200V201H144ZM34 201H36V203L34 202ZM49 201V202H48ZM79 202V204H81V205H79L78 204V202ZM85 201V202H84ZM130 201V202H129ZM153 201V202H152ZM193 201H195V200H193ZM202 201V200H201ZM18 202V203H17ZM44 202V203H43ZM139 204H138V203ZM197 202V201H196ZM218 202V200L217 199H215V200H213L212 202H209L208 201V205H209V208L210 207H216V205H220V203H217ZM9 204V205H12V206H10V207H12V209L9 207V205H7V204ZM36 204L37 206H40V207H36V206H33V204ZM39 205H38V204ZM59 203V204H58ZM70 203V204H69ZM162 203V204H161ZM183 205H182V204ZM198 203V202H197ZM204 203V202H203ZM202 203V204H203ZM212 203V204H211ZM16 204H19V205H16ZM25 204V205H24ZM48 204V205H47ZM63 204V205H62ZM69 204V205H68ZM76 204H77V206H76ZM157 204V205H156ZM201 204V203H200ZM210 204L212 205V206H210ZM18 207H16V206ZM73 205V206H72ZM78 205H79V207H78ZM136 205V206H135ZM206 205H207V202H206ZM207 205V206H208ZM23 206H25V208L23 207ZM33 206V207H32ZM65 206V207H64ZM70 206V207H69ZM143 206V207H142ZM187 207V208H184V209H186L185 211H186V213L188 212L189 213V211H193L194 209H193V207L196 209V210H194L193 211V213H194V216H193V218L192 219H196L197 217H195V216H198L199 217V219L198 220H200V221H203V223H206V224H203V223H201V222H199L197 219H196V221H198V223H200L201 224V226H203V227H206L205 229H206V231H205V229H201V230H198V232L196 231V233L195 232H193V230L195 231L198 227H199V224H197V222H194V220L192 221V222H189V220H190V218L191 217H189V216H192L193 214L191 213H189V216H188V214H184L185 213V211H184V209H183V207ZM14 207V208H13ZM17 209H16V208ZM23 207V208H22ZM34 207H36L35 209H34ZM47 207V208H48ZM61 207H59L58 209H60V210H63V209H61ZM83 207V208H82ZM90 208V210L88 209V208ZM132 207V208H131ZM155 207V208H154ZM204 207V204L202 205V207L201 208H203ZM11 210H10V209ZM39 208H41V209H38ZM46 208V209H47ZM69 208H70V210H69ZM80 208V209H79ZM134 208V209H133ZM162 208V209H161ZM205 208V207H204ZM203 208V209H204ZM13 209H15V211L13 210ZM22 209H25V210H23L22 211ZM32 209V210H31ZM39 211H37V210ZM49 210H50V208H48ZM57 209V208H56ZM56 209H52V210H55V211H52V214L55 212V214L56 215H58L57 217H61L60 219H62V217H63V214H61L60 215V213H58L57 214V212L58 211H56ZM57 209V210H58ZM83 209V210H82ZM95 212V214H97V215H95L94 213H93V211ZM96 209V210H95ZM123 209V210H122ZM183 209V210H182ZM189 211H188V210ZM191 209V210H190ZM193 209V210H192ZM202 209V210H203ZM10 210V211H9ZM16 210H18V212L16 211ZM26 210H28V212H26ZM33 210H36L37 212H33ZM40 210H42L43 212H40ZM48 210V211H49ZM74 210H76V211H74ZM88 210V211H87ZM115 210V211H114ZM124 210H126V212L124 211ZM132 210V211H131ZM199 211H200V209H198ZM14 211V212H13ZM24 211H25V213L26 214H24ZM32 213H31V212ZM51 211V210H50ZM49 211V212H50ZM183 211V212H182ZM221 211H224V212H221ZM3 212L4 211H0V215L1 214H3ZM13 212V214L14 213H16L18 216H20L21 214L22 215H24V216H21V217H18L17 219L15 218V217H17V215L15 216V215H13V214H10V213H12ZM20 212V213H19ZM23 212V213H22ZM29 212L31 213V215L34 217H32L31 215H30V217H28L29 216ZM48 212V213H49ZM69 212H71V213H69ZM76 212V213H75ZM129 212V213H128ZM182 212V213H181ZM198 212V211H197ZM196 212V213H197ZM45 213V212H44ZM105 213V214H104ZM141 215H140V214ZM172 213V214H171ZM217 213V214H218ZM20 214V215H19ZM28 214V218H26L25 216ZM35 214H37V215H35ZM50 214V213H49ZM48 215L47 214V211H46V213H45V215H48L47 217L48 218H57V217H54V216H56V215ZM68 214H70V215H68ZM78 214V215H77ZM93 214V215H92ZM104 214V215H103ZM114 214V215H113ZM171 214V215H170ZM183 214V215H182ZM226 214V215H225ZM42 215V214H41ZM73 215V216H72ZM124 215V216H123ZM125 215H126V217H125ZM175 215V216H174ZM187 216V217H185V216ZM233 215V214H232ZM67 216H68V219H66L67 218ZM82 216V217H81ZM142 216V217H141ZM147 216V217H146ZM176 216H177V218L179 219V217H180V219H181V221H183V220H185V218H186V220H187V224H188V226L187 225H185V223H182L181 221H180V219L178 220V219H174V218H172V217H175L176 218ZM32 217V218H31ZM37 217H39V218H37V220L38 219H40V215L39 216H37ZM71 217H72V219H71ZM184 217V218H183ZM195 217V218H194ZM219 217V218H218ZM224 217V218H223ZM2 218H0V219H2ZM30 218V220H31V222L29 221V220H27V219H29ZM158 218V219H157ZM7 219H8V221H7ZM34 219V220H33ZM178 220L177 222H178V224L179 225H181L180 223H182L183 224V227H184V225L186 226V231L188 232V230H192V227L191 226H189V225H192L193 224V230H192V232H190V233H187L186 231V233L188 234L187 235V239L189 238V240H188V242L186 241L187 239H186V235H184V234H186V233H184L183 231H180V230H177L176 232L172 229V228H174V227H172V225L175 223V221L174 220ZM222 219V220H221ZM238 219V218H237ZM18 220V221H17ZM23 220V221H22ZM78 220V221H77ZM99 220L100 221H102V222H100V224H104V227H106L105 225H107L106 223L108 222V227H106V230L108 229V231H106V234L103 236L102 235V232H100L97 228H96V223H98L99 224ZM128 220V221H127ZM130 220V221H129ZM156 220H158V222L156 221ZM159 220L161 221V222H163V223H161V222H159ZM204 220H205V222H204ZM227 220V221H226ZM240 220V219H239ZM5 221H7V222H5ZM21 221V222H20ZM93 221H95V222H93ZM120 221V222H119ZM174 221V222H173ZM180 221V222H179ZM225 222L226 221V224L225 223H223V222ZM232 221V222H231ZM24 222V223H23ZM30 222V223H29ZM78 222H80L81 224L82 223H84V224H80V223H78ZM149 222V223H148ZM150 222H152V223H150ZM176 222V223H177ZM183 222H186V221H183ZM241 222V221H240ZM32 223V224H31ZM93 223H94V225H93ZM113 223H114V225L117 223V227L114 229V225H113ZM156 223V224H155ZM176 223H175V225H176ZM194 223H195V225H194ZM210 223V224H209ZM223 223V224H222ZM68 224V225H67ZM123 224V225H122ZM126 224V225H125ZM152 224V225H151ZM172 224V225H171ZM177 224V225H178ZM220 224H222V225H220ZM27 225V226H26ZM73 225V226H72ZM84 225H86V226H84ZM113 225V226H112ZM119 225V226H118ZM137 225V226H136ZM158 225V226H157ZM170 225V226H169ZM226 225V226H225ZM0 226V227H1ZM5 226V225H4ZM9 226H10V228H11V230H9ZM81 226H82V228H81ZM88 226V227H87ZM110 226H112L113 227V229L114 230H112V227H110ZM145 226V227H144ZM165 226V227H164ZM182 226V225H181ZM194 226H197V227H194ZM200 226V227H201ZM212 226V227H211ZM30 227V228H29ZM34 229H32V228ZM37 227L38 228H40V229H37ZM43 227V228H42ZM71 227H74L75 228V230H71ZM77 227V228H76ZM85 227V228H84ZM95 227V228H94ZM121 227V228H120ZM169 227V228H168ZM16 228V229H15ZM22 228V229H21ZM27 228H29V229H27ZM65 228H67V230L65 231L64 229ZM78 228H80V229H78ZM127 228V229H126ZM167 228V229H166ZM171 228V229H170ZM194 228H196V229H194ZM212 228V229H211ZM36 229V230H35ZM42 229H45V231H43ZM77 229V230H76ZM123 229V230H122ZM138 229V230H137ZM156 229V230H155ZM175 230H176V228H174ZM177 229H179L178 227H177ZM180 229H181V227H180ZM183 229V228H182ZM198 229H200V228H198ZM39 230H42L43 232H45V234H46V237H50V239H47V238H44V236H43V234L44 233H41V232H39ZM69 230H71L72 231V234L73 235H77V234H80V236L79 235H77L78 237H79V239L77 240V238L78 237H75V236H73L71 233L70 234H68L69 233ZM96 230V231H95ZM145 230V231H144ZM149 230V231H148ZM159 230V231H158ZM161 230V231H160ZM183 230H185V228L183 229ZM31 231H32V234L34 235V233H33V231H38V233H35V234H38V238L41 240H39L36 236H32L31 235ZM62 231H64L66 234H65V236L67 237V239H66V237L64 236V232H62ZM70 231V232H71ZM74 231H76V232H74ZM105 231H104V233H105ZM114 231V232H113ZM129 233H128V232ZM163 231V232H162ZM172 231H173V233H172ZM181 233H184V234H182L183 236H185V238L181 241V237H180V232ZM11 234H10V233ZM19 232H17V233H19ZM29 232V233H28ZM59 232H60V234H59ZM74 232V233H73ZM138 232V233H137ZM140 232V233H139ZM150 232V233H149ZM158 232V233H157ZM161 232V233H160ZM166 232V233H165ZM174 232H175V234H174ZM199 232H201L200 233V235H199ZM238 232H240V233H238ZM8 233V234H7ZM39 233H41L42 235H40ZM48 233H49V235H48ZM101 233V234H100ZM116 233V234H115ZM153 233H155V234H153ZM235 233V234H234ZM24 234V236L23 237H25V239L23 238V239H21L20 237L22 236ZM26 234V235H25ZM30 234V235H29ZM44 234V235H45ZM51 234V235H50ZM68 234V235H67ZM88 235V236H85V235ZM99 235V236H97V235ZM151 234V235H150ZM159 234V235H158ZM165 234H166V236L168 235V234H170V235H172V234H174L175 236V239L178 241H174L175 239H174V237L172 238L173 239V242L174 243H176L177 245H176V247L178 246V244L180 245V247H182V248H180V247H178V248H180L181 249V253H180V255H179V253H178V255H176V258L174 257L175 256V254L174 253H172V254H174L173 255V260L172 261H170V257H172V256H168L170 253H168V255L166 254L167 253V251H165V250H167V248L171 245V242H169L168 240V237H166L165 236ZM7 235H9V236H7ZM39 235L40 236H43V237H39ZM48 235V236H47ZM63 237V239H62V237ZM70 235V236H69ZM71 235H72V237H71ZM82 235H83V237H82ZM122 235V236H121ZM181 235V236H182ZM198 235V236H197ZM243 235H246V234H243ZM30 236V237H29ZM97 236V237H96ZM133 236V237H132ZM200 236V237H199ZM240 236H241V239L242 240H244V241H242L241 239H240ZM18 237V238H17ZM33 237H34V239H33ZM59 237H61V238H59ZM70 237H71V240H70ZM82 237V238H81ZM98 237H99V239H98ZM101 237V238H100ZM103 237H105L104 239H105V244H107V247H106V245L105 244H103V248L102 247H100V246H102V243L101 242H103V241H101L102 239H103ZM172 237V236H171ZM199 237V238H198ZM243 237H246V236H243ZM4 238V239H3ZM13 238V239H12ZM29 238H32L31 239V241H29L30 239ZM36 238L38 239V241H36ZM44 238V239H43ZM59 238V239H58ZM74 238H75V240H77V241H74ZM87 238V239H86ZM90 238V239H89ZM120 238V239H119ZM158 238V239H157ZM170 238V237H169ZM200 239L199 240V242H200V246L202 245V247H203V251H205V253L204 254H206L207 252L206 251H208V248L207 247H209V249H210V247H212L210 250H213V253H214V255H213V257L212 256H210V258H209V256L207 257L206 256V258L204 257L205 255H203V252H202V247L201 248H199L198 249V247H200V246H196L197 248H196V250L193 248L195 245H197L198 244V240H195V239ZM231 238V239H230ZM43 239V240H42ZM48 241V240H50V241H48V242H50V243H47L46 242V240ZM81 239H82V241L83 242H81ZM89 239V240H88ZM168 239V240H167ZM172 239H171V241H172ZM186 239V240H185ZM191 239V240H190ZM221 239V240H220ZM240 239V240H239ZM8 241V242H6V241ZM15 240V241H14ZM32 240H34V241H36V242H38L39 244L43 241H45L44 243H47V244H40L41 246H46V247H48V248H44V247H42V248H40L39 246V244L37 245V243H36V246H35V242L34 241H32ZM73 240V241H72ZM166 240L170 243H168V242H166ZM209 240V243L212 241L213 242V244L212 243H210V244H212V246H210V245H207V241ZM223 240H225V242L223 241ZM14 241V243L15 244H13L12 245V242ZM40 241V242H39ZM81 242V243H79V242ZM99 241V242H98ZM181 241V242H180ZM184 241H186L187 242V244L186 243H184ZM193 241V242H192ZM194 241H197L196 243L197 244H195L194 245ZM222 241V242H221ZM239 242V244H238V242ZM34 243V245H33V243ZM73 242H75V243H73ZM79 243V245L77 244V243ZM85 242H87V244L85 243ZM90 242V243H89ZM159 242H160V245H159ZM191 243V246H189L190 245V243ZM248 242V243H247ZM52 243V244H51ZM59 243V242H58ZM100 243V244H99ZM120 243V244H119ZM156 243V244H155ZM165 243V244H164ZM166 243L168 244V247L166 248L165 247V245H166ZM220 243V244H219ZM225 244L226 246H223L225 249H223V250H221V248H223L221 245L222 244ZM228 243L230 244V245H228ZM234 243V244H233ZM242 243H244V244H242ZM251 243V244H250ZM6 244H7V246H6ZM59 244H61V241H60V243ZM70 244V245H69ZM77 246H79V247H77ZM120 246L121 244H122V246H120V248H118L117 246ZM143 244V245H142ZM186 244V245H185ZM204 244V245H203ZM223 244V245H224ZM240 244H242L243 246H241ZM33 245V246H32ZM73 245V247H71ZM75 245V246H74ZM87 245V246H86ZM90 245V246H89ZM91 245H92V248H93V250L95 251V254L93 253L94 251L92 250V248H90L91 247ZM100 245V246H99ZM199 245V244H198ZM206 245H207V247H206ZM255 245V244H254ZM40 249H43V250H45V253H42V254H40V251H42V250H39V248ZM105 246V247H104ZM116 246V247H115ZM158 246V247H157ZM167 246V245H166ZM171 246H174L175 247V245H171ZM240 246L242 247V248H240ZM257 246V245H256ZM77 247V248H76ZM175 247V248H176ZM190 247H191V249H190ZM204 247L205 248H207L206 250L204 249ZM14 248V249H13ZM28 250H27V249ZM37 248V251H39V252H36V249ZM84 248V249H83ZM85 248H87V249H85ZM98 248H101L103 251V253H100L99 252V250L101 251V249H98ZM106 248V249H105ZM164 248H166V249H164ZM173 248V247H172ZM175 248L174 249H172V250H170V251H173L174 250V252H175ZM193 248V249H192ZM258 248V247H257ZM12 249L15 251V252H13L12 251ZM15 249H17V250H15ZM24 249V250H23ZM46 249H48V252L46 253ZM61 249V248H60ZM60 249H58V251H56L55 252V255L56 256H58V258L54 255V251L52 252V249H51V251L50 252H52V255H51V258L52 259H55V260H53V261H51V264H57V263H59L60 264V262H59V258L61 257V254H62V258H60V260H62L63 259V251H64V253H65V255H69V251H68V253L62 248L61 249V251H60ZM77 249H78V251H77ZM90 249H91V251H90ZM98 249V250H97ZM115 249V250H114ZM161 249V250H160ZM170 248H168V250H169ZM177 249V248H176ZM179 249V250H180ZM197 249H198V251H200V252H198V255L199 256H203V259H200V257L196 254L197 253ZM33 250V251H32ZM76 250V253L74 252ZM86 250V251H85ZM163 250V251H162ZM196 251L195 252V254L194 253H192V252H194V251ZM248 250H246V251H248ZM12 251V252H11ZM18 253H17V252ZM32 251V252H31ZM90 251V252H89ZM119 251V252H118ZM239 253H238V252ZM44 252V251H43ZM57 252H59V254L57 253ZM70 252V253H71ZM89 252V253H88ZM100 254H99V253ZM178 252H180V251H178ZM256 252V253H255ZM14 253V254H13ZM34 253H36V255H34ZM57 253V254H56ZM61 253V254H60ZM72 253L70 254V256L72 255ZM91 253H93V254H91ZM105 253V254H104ZM114 253V254H113ZM119 255H118V254ZM177 253V252H176ZM182 253L184 254V255H182ZM212 253V252H211ZM210 253V254H211ZM245 253V252H244ZM248 253V254H249ZM77 256H76V255ZM78 254H79V256H78ZM90 254V255H89ZM122 254V255H121ZM133 254V255H132ZM171 254V255H172ZM31 255H33V257H31ZM40 255H44L43 257V259L41 258L42 256H40ZM53 255L56 257H53ZM104 255V256H103ZM118 255V256H117ZM128 255H131V256H134L135 257V259L138 261V262H135V263H133V262H131L129 259H128ZM185 256V258L186 259H188V258H190V259H188L187 261L189 262V263H187V261H184V260H182V259H179L180 257L179 256ZM186 255L188 256V257H186ZM193 255H194V258H193V261H192V257H193ZM196 255H197V257H196ZM212 255V254H211ZM244 255V254H243ZM247 255V252L245 253V255H244V257ZM37 256V257H36ZM48 256V255H47ZM60 256V257H59ZM236 256V257H235ZM247 256H249V255H247ZM72 257V256H71ZM100 257V258H99ZM167 257H169V259H167ZM226 259H225V258ZM241 257H242V255H241ZM26 258V259H27ZM34 258V259H33ZM65 258V257H64ZM67 258H65L66 259V263L64 262L65 261V259L64 260H62L61 261V264H70L71 262L67 259ZM98 258H99V260H98ZM108 258V259H107ZM174 258H175V260H174ZM178 258V259H177ZM181 258H183V257H181ZM184 258V259H185ZM222 258H223V260H222ZM246 258V257H245ZM244 258V259H245ZM29 259H27V261H29ZM84 259V260H83ZM104 259V260H103ZM155 259V260H154ZM208 259V260H207ZM210 259V260H209ZM225 259V260H224ZM57 260H58V262H57ZM68 260V261H67ZM154 260V261H153ZM220 260H222L221 262H223V261H226V262H223V263H220ZM30 261L28 262V263H30ZM38 261H39V263H38ZM49 261V260H48ZM47 261V259H46V261L45 262H48ZM79 261V262H78ZM131 263H130V262ZM171 263H170V262ZM177 261H175L176 263L175 264H179V262H177ZM242 261V260H241ZM53 262V263H52ZM99 262V263H98ZM167 262V263H166ZM258 263H259V261H257ZM257 262H254V264H257ZM71 263V264H72ZM92 263V264H93ZM192 263H190V264H192ZM214 263V264H215ZM240 263V262H239ZM238 263V264H239ZM42 264V263H41ZM74 264H76V263H74ZM181 264V263H180ZM185 264V263H184ZM200 264H202V263H200Z\"/></svg>",
  "mask_w": 264,
  "mask_h": 264
},
{
  "label": "bare ground",
  "instance_id": "6f19581e",
  "mask_svg": "<svg viewBox=\"0 0 264 264\" xmlns=\"http://www.w3.org/2000/svg\"><path fill=\"white\" fill-rule=\"evenodd\" d=\"M20 1V0H19ZM47 1V0H46ZM124 1V0H123ZM131 0H127V2H125L124 1V4L126 3L127 5H128V7H129V9L130 8H133L134 7V1L135 0H133V2H131L132 3V5L129 3ZM176 2H177V0H175ZM179 1V3H180V6H182V9H183V11H185L187 8L189 9L190 7L188 6L187 7V5H186V9H185V7H183V5L184 4H186V3H184V2H187V4H188V0H178ZM16 2V1H15ZM28 2V1H27ZM65 2H66V0H65ZM71 2V1H70ZM72 2H74V0H72ZM71 2V3H72ZM76 2L77 1H75V5H76ZM94 2H95V4H96V1H94V0H78V2H77V5L75 6L74 5V3H70V7L73 5V7H71V8H63V9H65V12H66V10L67 9H70V13H71V17L74 19V18H76V22H75V20H74V22L76 23L75 24V26L77 25V22H78V27L76 28L77 30H75L74 32H72V33H70V31L66 34V33H64L66 36L64 37L63 36V33H62V31L60 32L59 31V34H61L60 35V37H59V35L57 36L56 35V33H55V35L56 36H53L52 35V32H51V34L49 33L48 34V36L45 38V39H43L45 36L43 35V34H41L40 32H42V31H40V29H39V27H37V25H33V23L35 22V20H34V22L31 20L30 21V18H32V17H29L30 15H32L31 14V12H30V14L29 13H27V15L24 17H22L21 19L22 20H24V22L26 23V24H24L27 28H26V30H28V31H30L31 32V40H29L30 42H28V40H27V42L25 41V46L24 45H22L23 46V48L24 49H28L29 48V53L27 52L28 50H26V52L25 51H23V49L20 47V48H17V46H18V41H19V37H15V39H14V42L12 41L13 39H12V37L11 36H13V35H11V33L9 32V29H7L6 28V25L4 24V22L6 23L7 21H9V20H6V21H4L3 22V20H4V18H5V16H4V18H3V16H2V14H4V13H0V25L3 27V29H4V35L3 34H1L0 33V44H1V46L3 45V48H6V47H4L5 45H7L10 41L11 42H13L14 43V45H13V47L12 48H10V49H7L8 51H6L5 49H3L2 47V49L0 48V77H1V75H2V77H1V79L4 77L3 76V73L5 74V77H6V73H7V69L6 68H8V66L9 65H12L13 63L12 62H14V64H16V65H14L15 67L17 66V65H19V63L18 62H21V64L20 65H26V66H28L29 67V65H28V63H31V62H27L28 61V59H26V62H27V64H22L23 63V61H22V59H20V57L18 56L19 54L17 53V50L19 49L20 51H22V53L21 52H19V53H21L22 55H24V57H25V54H26V56L28 57V55H29V57H30V55H32V56H34V57H32L33 59L35 58V55L36 54H38V52H39V54H40V51L39 50H41L43 53H41V54H44V55H42V58H46L45 56H47L46 54H48V60L47 59H45V60H47V61H51V63H48L47 61L45 62V60L43 61V66L42 67H48L47 65L48 64H50L51 65V67H52V62L53 63H55V62H57L58 60H57V56L55 57V55H60L58 58L60 59V70H54L53 68H55V67H52V69H51V73H52V76L53 75H55L56 73L55 72H61V74L63 75V79H64V81H65V83H64V86H63V84H61V86L63 87H61L60 86V84H59V88L58 89H56L55 90V87H57V85L55 84V87L52 89V93L50 92V90H49V88H51V87H49L51 84L50 83H52L48 78H47V76H46V72H48V70L49 69H47V68H45L44 67V69H47V71H45L44 72V69L43 70H40V69H36L37 67L36 66H34L33 68H31L32 66H30V68H29V73H28V68L26 67V66H24L25 68H26V70H27V72L26 73H28V74H25V75H28L27 77H25V75H23L22 74V70L20 71L21 73H20V75L21 76H19V73H17L18 72V70H17V72H16V74H14L13 75V77L15 76V75H17V76H19V77H22V76H24L23 78H22V80L24 81H28L27 83L28 84H26V86L29 88V86L28 85H30V86H32V88H34V87H36V84L38 83H36L35 82V78L38 76V78L39 77H44L43 79H45L44 81H42V82H44V84L42 85V86H47V85H49V86H47V87H45V88H48V89H45V91H44V89H43V87L41 88V90L44 92L43 94H45V92H46V95L47 94H49V93H51L49 96L51 97V95H57V97H59V99H62V98H64L63 100L64 101H66L69 105L72 103H75L76 101H78L77 99L76 100H74L75 98H81V96L83 97L84 96V94H85V92L86 91H88L89 90V88L87 87V85H85V84H83L82 82H83V78H80L81 77V75L83 74V63L81 62V59H77L76 61H74L75 60V54L77 53V52H79L80 53V49H81V47H82V45H84L83 43L85 42L84 41V39H86V37H88L87 36V31L89 32V29H87V31H85V29H86V27H88V26H86L85 25V22L87 23L88 21H90V20H92L91 18H92V16H94L93 15V13H92V9H93V7L95 6L94 5ZM161 2V1H160ZM13 3V2H12ZM25 3V2H24ZM46 3H48V2H46ZM51 2H49V4H50ZM138 3V2H137ZM181 3H182V5H181ZM43 4H45V3H43ZM52 4V3H51ZM50 4V5H51ZM69 4V3H68ZM125 4V6H126V8H127V5ZM140 4H141V1H140ZM9 5V4H8ZM31 5V4H30ZM48 5V4H47ZM50 5H48L47 7H49ZM60 5V4H59ZM66 5V4H65ZM119 5V4H118ZM139 5V4H138ZM189 5V4H188ZM11 6V5H10ZM58 6V5H57ZM120 6V5H119ZM118 6V7H119ZM124 8H125V6L124 5H122ZM144 6H145V4H144ZM185 6V5H184ZM43 7H45V5L43 6ZM52 7V6H51ZM61 7H63V6H61ZM61 7H59V8H61ZM6 8V7H5ZM29 8V7H28ZM34 8H37L36 6L34 7ZM46 8V7H45ZM53 8V12H57V9L56 10H54L56 7L54 6V7H52ZM111 8V7H110ZM125 8V9H126ZM8 9V8H7ZM38 9L39 10H41L42 9V7H38ZM37 9V10H38ZM48 9H51L50 7L48 8ZM62 9V10H63ZM94 9H96V8H94ZM121 9V8H120ZM129 9H127V10H129ZM134 9H136V8H133V10H130V11H135V17H138V19H139V17L142 15H140V14H138L139 12H141V10L139 11V9L138 10H134ZM181 9V8H180ZM187 9V10H188ZM36 10V11H37ZM44 10V9H43ZM46 10V9H45ZM45 10H44V15H41V13L42 12H38V14H40V16L39 17H41V16H45V14H46V12H45ZM61 10V9H60ZM59 9H58V12L60 11ZM142 10H143V7H142ZM146 10V12H148L147 10V7H146V9L144 8V10L143 11H145ZM152 10H153V8L152 9H150V11L152 12ZM155 11H156V9H154ZM179 10V9H178ZM50 11V10H49ZM48 11V12H49ZM68 11V10H67ZM94 11V10H93ZM123 11H125V10H123ZM138 11V12H137ZM149 11V12H150ZM183 11L181 10V12L183 13ZM33 12H35V11H33ZM32 12V13H33ZM64 12V11H63ZM62 12V13H63ZM65 12H64V14H65ZM151 12L150 13H148V16H150V20L152 19L151 18ZM168 12V11H167ZM20 13V12H19ZM51 13H52V11H51ZM50 13V14H51ZM60 13V15H61V12H59ZM67 13H69V12H66V14ZM69 13V14H70ZM142 13V12H141ZM155 12H152V17L155 15L154 14ZM158 12L156 11V14H157ZM186 13H187V11H185V13H183L185 16H184V18L185 17H187V18H190V16H191V14L189 13V10H188V16L186 15ZM12 14V13H11ZM29 14V15H28ZM36 14V13H35ZM43 14V13H42ZM57 14V13H56ZM64 14H63V16H64ZM159 14V13H158ZM47 15V14H46ZM49 15V14H48ZM59 15V14H58ZM139 15V16H138ZM143 15H144V12H143ZM162 15V14H161ZM170 15V14H169ZM34 16V15H33ZM51 16H52V14H51ZM55 16V15H54ZM62 16V17H63ZM122 16V15H121ZM146 16H147V13H146ZM146 16L144 17H140L141 18V20H145V19H143V18H146ZM158 16V15H157ZM157 16L155 17L156 19H157ZM174 16V15H173ZM104 17V16H103ZM12 18V19H11ZM43 19H44V17H42ZM46 18H47V16H46ZM49 18V17H48ZM121 18V17H120ZM125 18V17H124ZM155 18L153 19V20H155ZM187 18H185V19H187ZM9 19V18H8ZM10 23L8 24L11 28H10V30H14L15 28H18L17 27V24H16V22L15 21H17L16 20V18H13V17H10ZM14 19H15V21H14ZM28 19H29V21H28ZM41 19V18H40ZM99 19V18H98ZM102 19V18H101ZM22 20H20L21 22H22ZM100 20V19H99ZM98 20V21H99ZM140 20V19H139ZM139 20H137V18L135 19V22L137 23ZM140 20V21H141ZM152 20V21H153ZM179 20H181V19H179ZM19 21V20H18ZM19 21V22H20ZM41 21H42V19H41ZM43 21H45V20H43ZM152 21H151V23H152ZM171 21H172V19H171ZM174 21V20H173ZM185 21V20H184ZM91 22V21H90ZM90 22H88V23H90ZM105 22V21H104ZM133 22V21H132ZM146 22V21H145ZM144 22V23H145ZM148 22V21H147ZM156 23H157V20L155 21ZM154 21H153V23H155ZM160 22V21H159ZM181 22V21H180ZM8 23V22H7ZM38 23V22H37ZM42 23V22H41ZM40 23V24H41ZM87 23V24H88ZM114 23V22H113ZM144 23H142V24H144ZM175 23H177L176 22V20H175ZM20 24V23H19ZM39 24V25H40ZM46 24V23H45ZM83 24V25H82ZM131 24V23H130ZM158 24V23H157ZM171 24H172V22H171ZM23 25V26H24ZM58 25V24H57ZM92 25V24H91ZM90 25V26H91ZM135 26H136V24H134ZM154 26H155V24H153ZM161 25V24H160ZM184 25V23L182 24V26ZM45 26V25H44ZM44 26L42 27V28H44ZM72 26H74V24H72ZM81 26H82V28H81ZM86 26V27H85ZM101 26V25H100ZM106 26V25H105ZM144 26V25H143ZM22 27V26H21ZM47 27V26H46ZM52 27V26H51ZM58 27H61V26H58ZM67 27V26H66ZM166 27V26H165ZM177 27H178V23L177 24H174L173 23V28L171 29V28H169V29H171L170 31H169V33H166L167 31H165V33H166V38H167V40L165 41V44H168L167 46H173L172 48H173V51L171 52V53H175L174 54V59H173V55L172 54H170V56L168 55V50H166L165 51V49L167 48H165V49H163L162 51L163 52H166V55H168V56H166V55H162V56H160V58H161V60H162V58L164 59L165 57H166V59H164V62H165V66L166 67H169V65H172L173 64V75H174V78H170V79H173L174 80V84H173V86L171 85L170 86V83L169 82H167L164 78L161 80L162 82V85H161V89H159V91H156V89L158 88V86H157V88L155 89V87L152 85V82L150 81L151 79V77L153 76H143V78L141 79L140 78V80H137L136 82H137V84H135L134 86H138L137 87V89L139 88V86H142V93H143V95H144V97H146V98H151V99H153V98H155V101H157V102H166V105H167V107H168V110H167V108H166V112L165 113H158V112H156V111H153V112H151V110L150 111H147L146 109H143L142 107V109H143V111H145V115H141L140 114V116H139V124L140 125H136V124H134V126L135 127H133V125H131L130 126V124H133V122L131 121V123L129 122L130 120H129V118L127 117V124L129 123V125H127V124H125L124 122V124L122 125V120H124V121H126L125 119L126 118H122V120H121V122L118 120V118L114 121V119H113V121H114V126L115 127H117L118 128V131L120 132V134L123 136V137H127V139H129L128 137L130 136V138H133V137H131L132 135L134 136V135H136L137 136V134L139 133L140 135L142 134V132L146 129L147 131H148V137L149 138H152V137H159L160 136V134H158V132L159 131H161L162 129H164V131L163 132H165L164 134L166 135V137H168L169 139H174V137H176V136H178V137H180V138H182V140L181 141H185V140H188L187 139V135H185V133L184 134H181V133H179L181 130H180V121H183L184 122V124L185 125H190V127L192 128L193 126H194V123L191 121V122H189L188 123V120L186 119V117L187 118H190V114H191V111H192V104L193 103H196L197 101H198V99L195 97V96H192L191 94H189V92H188V85H186V83L184 82V76H185V74H184V72L187 70V72H189V70H191L192 68L191 67H193L194 66V64H193V60H194V57H199L202 53H206V52H202V49L204 48V46H209V45H211L210 44V38L208 37V34L211 32H207V31H209L208 29H206L205 30V33H204V29L203 28H200V31H198L199 30V28H196L195 30H193V31H189V32H192V34H193V32L195 33L196 31V33L195 34H193V36H191V35H189L188 37H194V40L193 41H195V40H198V42L197 41H195V44H193L192 46H190L192 43H193V41H192V43L189 45L188 44V47H187V44H186V46H184L183 48H181V49H179L178 47H180L179 45H178V42H179V38H180V35H181V33L183 32V30H181V31H179L178 29H177ZM20 28V27H19ZM22 28H24L23 29V32H22V30H21V32H19L24 38H26V36L28 35L27 34V32H26V34L27 35H25L24 33V30H25V27H22ZM72 28V27H71ZM85 28V29H84ZM90 28V27H89ZM135 29H136V27H134ZM21 29V28H20ZM46 29V28H45ZM58 29H60V28H58ZM61 29H63V28H61ZM60 29V30H61ZM94 30H95V28H93ZM92 29V30H93ZM168 29V30H169ZM183 29H184V27H183ZM185 29L187 30V28L185 27ZM202 29V30H201ZM47 30V29H46ZM49 30V29H48ZM56 30V29H55ZM55 30H54V32H55ZM66 31V28L65 29H63V31ZM15 31V30H14ZM20 31V30H19ZM57 31V30H56ZM73 31V30H72ZM105 31V30H104ZM154 31V30H153ZM202 31V32H201ZM47 32V31H46ZM67 32V31H66ZM101 32V31H100ZM185 32V31H184ZM29 33V32H28ZM48 33V32H47ZM47 33H45L46 35H47ZM186 33V32H185ZM206 33H207V35H206ZM17 34V33H16ZM54 34V33H53ZM58 34V33H57ZM122 34V33H121ZM143 34V33H142ZM183 34V33H182ZM191 34V33H190ZM25 35V36H24ZM30 35V34H29ZM28 35V36H29ZM89 35V34H88ZM97 35V34H96ZM101 35V34H100ZM99 35V36H100ZM210 35V34H209ZM44 36V37H43ZM185 36V35H184ZM43 37V38H42ZM57 37H58V39H57ZM104 37V36H103ZM198 39H197V38ZM23 38V40H25ZM65 38V40H66V47L65 46H63L62 47V45L61 46H59V44L56 42L57 40H62L63 41V39ZM181 38H182V35H181ZM180 38V39H181ZM184 38V37H183ZM196 38V39H195ZM209 38V39H208ZM22 39V38H21ZM27 39V38H26ZM29 39V38H28ZM142 39V38H141ZM140 39V40H141ZM185 39V38H184ZM183 39V40H184ZM191 39H193V38H191ZM64 40V41H65ZM126 41V40H125ZM56 42V43H55ZM101 42V41H100ZM167 42V43H166ZM185 42H188V41H185ZM191 42V41H190ZM63 43V44H64ZM22 44V43H21ZM19 45H20V43H19ZM26 45L28 46V47H26ZM87 45V44H86ZM91 45V44H90ZM117 45V44H116ZM130 45V44H129ZM9 46H10V44H9ZM8 46V47H9ZM89 46V45H88ZM183 46V45H182ZM7 47V48H8ZM19 47V46H18ZM105 47V46H104ZM121 47V46H120ZM163 47V46H162ZM165 47V46H164ZM163 47V48H164ZM210 47V46H209ZM169 48V47H168ZM22 49V50H21ZM10 50V51H9ZM82 51V50H81ZM104 51V50H103ZM108 51V50H107ZM5 52H11V53H8L9 55H10V57H8V54H6ZM117 52V51H116ZM169 52H170V50H169ZM210 52H212L213 54V56L215 57V59H216V61H218L219 63H221V65H222V63H223V65H225L226 63H225V60H226V62H227V59H226V57H224L225 55H226V53H225V55L224 54H222V55H220L219 54V52L218 51H214V50H212V51H210ZM222 52H224V51H222ZM56 53H58V54H56ZM209 53V52H208ZM208 53H206V55L208 54ZM20 54V55H21ZM39 54L38 55H36V57L37 58H39V57H41V56H39ZM99 54V53H98ZM7 55V56H6ZM77 55V54H76ZM79 55V54H78ZM85 55V54H84ZM120 55V54H119ZM159 55H161L160 53H159ZM172 55V56H171ZM205 55V56H206ZM44 56V57H43ZM165 56V57H164ZM226 56H228V55H226ZM19 57V58H18ZM30 57V58H31ZM100 57V56H99ZM112 57V56H111ZM22 58V57H21ZM37 58H35V59H37ZM49 58L51 59V60H49ZM56 58V59H55ZM89 58H90V56H89ZM92 58V57H91ZM123 58V57H122ZM157 59H158V56L156 57ZM167 58H169L170 59V61H174L173 63L171 62V64H169L170 63V61H168L167 60ZM208 58V57H207ZM21 61H20V60ZM41 59V58H40ZM53 59H54V61H53ZM74 59V60H73ZM94 59V58H93ZM118 59V58H117ZM172 59V60H171ZM225 59V60H224ZM12 60V61H11ZM24 60V59H23ZM30 60V59H29ZM101 60V59H100ZM166 60V61H165ZM35 61V60H34ZM37 61H38V59H37ZM36 61V62H37ZM41 61V60H40ZM112 61V60H111ZM141 61V60H140ZM160 61V60H159ZM159 61H157V62H159ZM163 61V60H162ZM167 61H168V63H167ZM104 62V61H103ZM122 63H123V61H121ZM163 62V63H164ZM12 63V64H11ZM25 63V62H24ZM33 64H34V62H32ZM31 63V64H32ZM48 63V64H47ZM100 63V62H99ZM162 65H163V63L162 62H160ZM229 63H231V62H229ZM228 63V64H229ZM56 64H58V63H56ZM103 64V63H102ZM159 64V63H158ZM167 64H169V65H167ZM49 65V66H50ZM123 65H124V63H123ZM122 65V66H123ZM126 65V64H125ZM164 65L163 66H161L162 68H163V77H165V78H167L168 77V75H169V72H168V70L169 69H167V68H165L164 67ZM21 66V67H22ZM228 66V65H227ZM232 66V65H231ZM9 67H11V66H9ZM20 66H18V68H19ZM23 67V68H24ZM137 67H138V64H137ZM153 67V66H152ZM195 67V66H194ZM230 67V66H229ZM14 68V67H13ZM25 68L23 69V70H25ZM57 68V67H56ZM58 68H59V66H58ZM131 68V67H130ZM160 68V67H159ZM170 68V67H169ZM224 68H225V66L223 67V69H221V70H224ZM234 68V67H233ZM232 68V69H233ZM12 69V68H11ZM10 68H9V70H11ZM15 69V68H14ZM36 69V71L35 72H37V73H35L34 72V70ZM87 68H85V70H86ZM166 69V72H164V70ZM194 69V68H193ZM227 71L228 70H230L228 67H226L225 68ZM16 70V69H15ZM101 70V69H100ZM106 70V69H105ZM115 70H116V68H115ZM160 70V69H159ZM183 70H185L184 72H183ZM235 70V69H234ZM32 71V72H31ZM40 71L41 72H43V74H44V76H42L43 74L42 73H40ZM89 71V70H88ZM194 71V70H193ZM198 71H200V70H198ZM197 71V72H198ZM227 71H226V73H224L225 72V70L224 71H221V74H223V75H226L227 74ZM11 72H14V70L13 71H11ZM34 72V73H33ZM202 72V71H201ZM223 72V73H222ZM25 73V72H24ZM32 74V78L34 79H32L31 78V74ZM39 73V74H38ZM49 73V72H48ZM162 73V72H161ZM233 73V72H232ZM8 74H9V72H8ZM7 74V75H8ZM11 74V73H10ZM9 74V75H10ZM29 74H30V76H29ZM33 74H36V76L35 75H33ZM38 74V75H37ZM42 74V75H41ZM58 74V73H57ZM57 74H56V76H57ZM139 74V73H138ZM147 74V73H146ZM187 74V73H186ZM110 75V74H109ZM160 75V74H159ZM173 75H172V77H173ZM223 75H220V74H218V75H216V76H214V79H213V85H212V90H210V91H212V94L211 95H209V96H212V98L210 99V97H209V101L208 100H206V101H202V103H201V106H202V108H204L203 109V112H204V116L202 115V116H200V119H202L203 120V122H202V124L204 125V127H205V131L204 130H202V131H204V132H202V133H200V135L199 136H203V137H205L207 140H205V143H206V149H204L203 147V149L200 147V145H199V147L201 148L200 150H202V151H199V152H201V153H199L198 151H197V149L195 150L194 148H193V145L192 146H188V143H191V141L190 140H188L187 142H182V144H186L185 145V147L186 146H188L187 148H184L185 150H186V156H185V158L183 159V162H182V164H183V166H184V168H185V171H189L190 172V180H189V178H188V176H186L185 175V180H184V182H185V185H186V187L183 189V191L181 192V191H179L177 194H180V195H178L177 196V198L178 197H181V201H185V200H187L186 202L187 203H189V200L191 201L190 203H192V202H194V203H196L198 206H200L201 205V207H202V205L204 204V209L203 208H201V207H199L198 209H200V211L197 209V213L195 212V215H198V216H200V220L202 219L203 220V218H205V219H207V220H213L214 219V216H220L219 214L220 213H218V212H220V210L223 208V206L225 207V209H226V211H228V213H229V216L231 217V219H233V221L234 222H238L239 223V225L241 226V223H242V225L243 226H241L240 228L241 229H243V230H245V233H244V231H242V234H241V236H242V238H245V241L244 240H242L241 239V236H240V239L242 240V241H244V242H246V241H248V239L249 240H253V241H251V243L253 242V247H254V249H255V251L257 252V261H259V263L257 262V261H255L254 259H253V257H251V254L249 253V250L248 249H250L249 247L252 245L251 243V245L248 247L247 246V248H246V250H248V251H244V249H240V251L242 252L243 251V253L242 254H240V257L239 258H241V260L238 262L239 264H254V262H257V264H264V120H259V122L258 123H256V125L255 126H251V127H246L245 125V120H247V118L250 116V113L254 110V108L252 109V107H253V105H250L251 107V109L249 108L248 109V107H242L241 105H242V101H241V99H240V95L237 93V92H235L234 90H233V84L231 85V84H229V82L225 79V77H223ZM228 75V74H227ZM11 76H12V74H11ZM10 76V77H11ZM16 76V77H17ZM35 76V77H34ZM51 76V75H50ZM51 76V77H52ZM94 76V75H93ZM101 76H102V74H101ZM141 76V75H140ZM156 76V75H155ZM170 76V75H169ZM203 76V75H202ZM231 76V75H230ZM233 76V75H232ZM4 77V78H5ZM9 77V78H10ZM13 77L11 78V79H13ZM15 77V78H16ZM19 77H17V83L20 81V78ZM54 77V76H53ZM60 77V76H59ZM122 77V76H121ZM124 77V76H123ZM142 77V76H141ZM154 77V76H153ZM8 78V79H9ZM18 78H19V80H18ZM37 78V79H38ZM41 78V79H42ZM87 78V77H86ZM169 78V77H168ZM195 78V77H194ZM202 78V77H201ZM0 79V80H1ZM7 79V80H8ZM31 79L33 80V81H31ZM40 79V78H39ZM38 79V80H39ZM62 79V80H63ZM94 79V78H93ZM103 79V78H102ZM119 79V78H118ZM154 79V78H153ZM169 79V80H170ZM5 80V79H4ZM10 80V79H9ZM14 80H16V79H14ZM21 80V81H22ZM48 82H47V81ZM54 80V79H53ZM120 80V79H119ZM11 81V80H10ZM13 81V80H12ZM11 81V82H12ZM20 81V82H21ZM23 81H22V83L20 84V85H22L23 84ZM29 81H30V83L31 84H34V85H31L30 83H29ZM37 81V80H36ZM86 81V80H85ZM105 81V80H104ZM159 81V80H158ZM157 81V82H158ZM172 81V80H171ZM170 81V82H171ZM154 82H155V80H154ZM160 82V81H159ZM158 82V83H159ZM192 82V81H191ZM203 82V81H202ZM25 83V82H24ZM47 85H46V84ZM49 83V84H48ZM90 83V82H89ZM91 83H92V81H91ZM95 83V82H94ZM103 83V82H102ZM105 83V82H104ZM113 83V82H112ZM135 82H133L132 84H134ZM156 83V82H155ZM172 83V82H171ZM201 83V82H200ZM232 83V82H231ZM3 84V83H2ZM2 84H0V93L2 94L0 97H1V99H0V111H3V112H1V114H0V119H1V121L3 120V123H5V121H4V119L5 118H7V116H9V115H7L9 112L8 111H11V110H8L6 113H5V111L7 110V109H12L13 110V112L15 113V115H16V113L18 114L15 118L12 116V114H11V116L13 117H11L12 118V120H11V118L9 119L10 120V122L9 123H11V125L14 123L15 125H16V123H18V122H21V121H18V122H16L19 118L21 119V116H23L22 115V110H21V108L23 107L22 106V102L20 103V105H18L17 104V102L18 101H20V96H18V91L19 90H14V89H12L11 87H9V86H12V85H8V86H6V87H3V85ZM15 84V83H14ZM154 84V83H153ZM211 84V83H210ZM17 85L18 84H16V87H17ZM53 85H54V83H53ZM94 85V84H93ZM110 85V84H109ZM191 85V84H190ZM202 85V84H201ZM25 86V85H24ZM24 86H19L20 87V89L22 88L23 89V87ZM89 86V85H88ZM122 86V85H121ZM120 86V87H121ZM192 86V85H191ZM7 87H9V88H7ZM18 87V88H19ZM39 87V86H38ZM129 87V86H128ZM193 87V86H192ZM25 88V87H24ZM132 88V87H131ZM24 90V89H23ZM26 90V89H25ZM38 90H39V88H38ZM47 90H49L48 92H47ZM133 91V90H132ZM206 91V90H205ZM23 93H24V91H22ZM112 92V91H111ZM131 92V91H130ZM19 93H21V92H19ZM116 93H117V91H116ZM42 94V95H43ZM140 94V93H139ZM26 94H24V96H25ZM76 95L77 96H79V97H76ZM41 96V95H40ZM53 96L51 97L52 99H53ZM132 96V95H131ZM41 97H43V99H46L45 101H43L44 103H46V104H43L44 106H46L48 103H51V98L49 97V99H50V102H48V96H41ZM55 98H57L56 96H54ZM85 97V96H84ZM25 98V97H24ZM23 98V99H24ZM33 98V97H32ZM79 98V99H80ZM114 98V97H113ZM133 98V97H132ZM25 99H27V98H25ZM31 99V98H30ZM38 98L36 97V100H37ZM43 99H41V100H43ZM58 99V98H57ZM57 99H55V100H57ZM59 99L57 100V101H55L54 99L52 100V104H54L55 102H58L59 101ZM84 99V98H83ZM102 99V98H101ZM143 99V98H142ZM27 100H29V99H27ZM26 100V101H27ZM33 100V99H32ZM35 100V99H34ZM34 101L33 103H34V107H33V109H35L36 108V106H35V104L37 105V103H35V102H37V101ZM85 100L86 99H84V101H82V100H79L78 102H85ZM90 100V99H89ZM154 100V99H153ZM152 100V101H153ZM21 101H22V98H21ZM24 101V100H23ZM25 101V102H26ZM55 101V102H54ZM74 101V102H73ZM87 101V100H86ZM103 101V100H102ZM113 101H114V99H113ZM131 101V100H130ZM28 102V101H27ZM26 102V103H27ZM29 102H30V100H29ZM42 102V103H43ZM65 102V103H66ZM78 102H76L75 104V106H73V107H71V105H70V109L72 110L73 108L75 109H73V111L75 112L76 111V113L75 114H72V116L70 117L69 115H67V113H66V117H67V119H68V116H69V120H70V118H72L73 119V121L75 120L76 122H79V123H81L82 125L83 124H85V123H87V125L86 126H88V124H90V127L88 126V128H84V126H83V128H82V130H81V133H78L79 131L77 130V134L76 133H74L73 131H71V129H70V123H67V121L65 122V120H63L64 122H65V125H64V128H65V130H66V134H65V136H66V139H73V140H75V148L76 149H82L83 147H85L86 145H84V143H85V141L84 140H86L87 141V139L86 138H92L91 140H99L98 142H100L101 143V138H100V134L99 135H96L95 134V129L97 130V127L93 124V123H88L85 119L88 117V115L87 114H85V112H86V110L84 111V116L78 111V110H76L77 108H80V106H82V104H78ZM115 102V101H114ZM26 103H24L23 102V104H25L26 105ZM31 103V102H30ZM30 103H28V105L30 104ZM66 103V104H67ZM137 103V102H136ZM198 103V102H197ZM57 103H55V105H56ZM67 104V105H68ZM84 104V103H83ZM105 103H103V105H104ZM130 104V103H129ZM147 104V103H146ZM145 104V105H146ZM28 105H26V106H28ZM30 105H32V103L30 104ZM49 105V104H48ZM48 105H47V107H48ZM55 105H53V107L50 105L48 108L49 109H47V111L48 110H51V108L50 107H52V110L54 109V106ZM65 105V104H64ZM66 105V106H67ZM80 105V106H79ZM108 105H109V102H108ZM123 105H124V103H123ZM122 105V106H123ZM26 106H24L25 108H26ZM38 106L39 105H37V108H38ZM77 106V107H76ZM110 107V109L112 110V107L114 108V104H111V105H109ZM117 106H119V104L118 105H116V107L115 108H117ZM126 106V105H125ZM159 106V105H158ZM195 106H196V104H195ZM199 106V105H198ZM245 106H247V105H245ZM29 107H31V106H29ZM47 107H45V108H47ZM59 107V106H58ZM68 107V108H67ZM66 108L67 109H69V106H67ZM84 106H82V108H83ZM120 107H121V105H120ZM124 107V106H123ZM123 107H121V111L122 112H124V113H126V110L128 109V108H123ZM135 107V106H134ZM149 107V106H148ZM57 107L55 106V109H56ZM62 108V107H61ZM64 108V107H63ZM107 108V107H106ZM138 108V107H137ZM137 108H135L136 110L135 111H137L138 112V110H139V112H140V109H138L137 110ZM157 108H159V107H157ZM244 108H245V110H244ZM32 109V108H31ZM32 109V110H33ZM39 109V108H38ZM41 109V110H40ZM39 110H40V113H42V109H43V106H41V108H40ZM55 109H54V111H55ZM70 109L68 110L69 112H70ZM105 109V108H104ZM120 109V108H119ZM141 109V110H142ZM149 109H150V107H149ZM153 109V108H152ZM35 110H37V109H35ZM39 110H37V111H39ZM44 110V109H43ZM114 110V109H113ZM154 110H156V109H154ZM164 110V109H163ZM191 110V111H190ZM201 110V109H200ZM20 111V112H19ZM25 111V110H24ZM46 111V112H47ZM54 111H53V114H54ZM89 111V110H88ZM88 111L86 112V113H88ZM121 111H119L121 114H122V112ZM134 111V112H135ZM142 111V112H143ZM45 112V114H47V116L49 117L51 114H50V112L52 113V111H48L47 113ZM67 112V111H66ZM114 112H116V111H114ZM118 112V110H117V114L119 113ZM127 112H129V111H127ZM134 112H132V113H134ZM136 112V113H137ZM138 112V113H139ZM3 113H5L6 115H4ZM32 113H33V111H32ZM37 113V112H36ZM35 112H34V114H36ZM44 113V112H43ZM123 113V114H124ZM137 113V114H138ZM202 113V112H201ZM3 114V116H1ZM50 114V115H49ZM52 114V118H53V116H55V117H58L57 115H53ZM115 114V113H114ZM128 114V113H127ZM14 115V116H15ZM30 115V114H29ZM40 114H39V112H38V117H41V116H39ZM86 115V116H85ZM126 115V114H125ZM129 115V114H128ZM198 115V114H197ZM200 115V114H199ZM30 116H32V115H30ZM34 116V115H33ZM36 116H37V114H36ZM45 116V115H44ZM60 116V115H59ZM114 116V115H113ZM122 116H124V115H122ZM182 116H184L183 117V119H182ZM43 117V116H42ZM54 117V119H56V120H58V119H60V118H55ZM126 117V116H125ZM197 117H199V116H197ZM203 117V118H202ZM33 118V117H32ZM32 118H29V119H31L30 120V122L32 121ZM34 118H36L35 116H34ZM8 119V118H7ZM38 119V118H37ZM40 119V118H39ZM42 119H44L45 121H46V123H47V121H48V119L45 117V118H42ZM42 119H40V120H42ZM49 119H51V118H49ZM66 119V118H65ZM71 119V120H72ZM88 119V118H87ZM89 119H90V117H89ZM88 119V120H89ZM92 119V118H91ZM131 119V118H130ZM6 120V119H5ZM34 120V119H33ZM40 120H36L35 119V121L36 122H38V121H40ZM52 120V119H51ZM51 120H49V123L51 122ZM56 120H55V122H56ZM93 120V119H92ZM91 120V121H92ZM211 120H213V121H211ZM11 121H13V122H11ZM60 121V120H59ZM90 121V122H91ZM159 121H161L163 124H165L166 126H164L163 125V127L164 128H162L161 130L159 129V125H158V123H159ZM209 121L210 122H212L214 125H211L210 126V124H209ZM6 122H7V120H6ZM33 122V121H32ZM53 122H54V120H53ZM200 122V121H199ZM2 123V124H3ZM73 123V122H72ZM102 123V122H101ZM135 123V122H134ZM161 123V124H162ZM196 123V122H195ZM7 125H9V127H12L13 129H14V125L13 126H10V124H8V122L6 123ZM19 124V126H20V123H18ZM18 124H17V126H18ZM29 124V123H28ZM39 124V123H38ZM41 124H43V121H42V123H40V125ZM60 124V123H59ZM91 124H93V126H94V128H93V126L91 127ZM138 124V123H137ZM201 124V125H202ZM245 124V125H244ZM22 125H24V124H22ZM22 125H21V127H22ZM32 125H34L33 123H32ZM37 125V124H36ZM35 125V127L34 126H32V128L34 127V128H36L37 126ZM127 125V126H126ZM185 125H183V126H185ZM42 126V125H41ZM41 126H39V127H41ZM45 126H47V125H45ZM59 126V125H58ZM73 126V125H72ZM85 126V127H86ZM6 127V126H5ZM30 127H31V125H30ZM63 127V126H62ZM75 127V126H74ZM77 127V126H76ZM80 127V126H79ZM82 127V126H81ZM162 127V126H161ZM204 127H202V128H204ZM213 127V128H212ZM11 128V129H12ZM25 128V127H24ZM38 128V127H37ZM48 128V127H47ZM57 128V127H56ZM72 128V127H71ZM104 128V127H103ZM114 128V127H113ZM10 129V130H11ZM13 129H12V131H10L11 133H12V135H11V133L9 134V135H11L12 137H14V136H16V133L17 134H19V136L22 134V133H24L23 131H21L22 130V128L20 129V131L19 132H21V133H19V132H17V130L19 129V127H18V129L15 131V129H14V131H13ZM39 129H41V128H39ZM39 129H38V131H39ZM43 129H45L44 127H42V130ZM55 129V128H54ZM79 129V128H78ZM115 129V128H114ZM138 129H140V132H139V130ZM141 129L143 130L142 132H141ZM201 129V128H200ZM200 129H199V131H200ZM4 130V129H3ZM32 130V129H31ZM36 131H37V129H35ZM34 129H33V131H35ZM49 131V129H46L45 131ZM75 130V129H74ZM106 130V129H105ZM180 130V131H179ZM222 131L221 133V135L219 134V131ZM25 131V130H24ZM35 131V136H36V138H38V136H37V134H38V131L36 132ZM55 131V130H54ZM58 131V130H57ZM57 131H55L56 133H57ZM98 132H99V130H97ZM96 131V133H98ZM103 131H104V129H103ZM102 131V132H103ZM118 131H116V132H118ZM15 134H14V133ZM39 132H41V131H39ZM43 132H44V130H43ZM41 133L42 135L44 134V133ZM51 132V131H50ZM60 132V131H59ZM65 132V131H64ZM192 136H194V135H196V131H195V129L193 128V130H192ZM7 133V132H6ZM48 133V132H47ZM46 132H45V134H47ZM54 133V132H53ZM99 133H101V132H99ZM143 133H145V131L143 132ZM29 134V133H28ZM33 135H34V132L32 133ZM41 134L39 135L40 137H41ZM52 134V133H51ZM60 134H61V132H60ZM102 134V133H101ZM106 134L107 133H105V131H104V135H105V137H106ZM138 134V135H139ZM14 135V136H13ZM24 135H25V137H24ZM30 136H33V135H31V134H29ZM48 136L50 135L49 133L47 134ZM103 135V134H102ZM103 135V136H104ZM118 135V134H117ZM19 136H17L18 138H19ZM21 136H23L24 138H26V133H24V134H22ZM111 135L109 134V136H107V137H110ZM120 136V135H119ZM135 136V137H136ZM142 136H144V135H142ZM142 136H141V138H142ZM1 137H2V134H1ZM28 137V136H27ZM34 137V136H33ZM43 137H45V136H43ZM58 138L60 137V135L59 136H57ZM106 137V138H107ZM112 137V136H111ZM134 137V138H135ZM178 137H176V138H178ZM17 138V140H18V142L20 143V141H19V139ZM22 138V137H21ZM20 138V140H22ZM23 138V139H24ZM50 138V137H49ZM51 138H52V136H51ZM48 139V140H52V139ZM138 139L140 138V136L139 137H137ZM140 138V139H141ZM220 138H223V140H219ZM7 139H9L10 140V138H7ZM12 139H14V141L13 142H16L17 140H16V137L15 138H12ZM29 139H30V137H29ZM33 139V138H32ZM31 139V140H32ZM39 139V138H38ZM42 139V138H41ZM47 139V138H46ZM45 139V140H46ZM107 139H109V138H107ZM107 139H105V140H107ZM116 139H117V137H116ZM124 139V138H123ZM144 139V138H143ZM142 139V140H143ZM159 139V138H158ZM3 140V139H2ZM9 140H5V141H9ZM16 140V141H15ZM26 140V139H25ZM24 140V141H25ZM28 140V139H27ZM27 140H26V142H27ZM34 140H36V139H34ZM40 140V139H39ZM44 140V141H45ZM110 140H111V138H110ZM109 140V141H110ZM122 140V139H121ZM145 140V139H144ZM141 141V140H139V141H137L138 142V145L136 146L137 147V150H139V152L137 151V150H133V151H131V149H129L130 151H131V154H133V156H135V158L134 157H131L130 156V158H134V159H136L137 161H138V159H140V157H143V155H144V158H145V155H146V153H147V147H148V144H147V141L145 142V141ZM5 141H3V142H5ZM12 141H10L11 142V144H12ZM29 141V140H28ZM43 141V142H44ZM55 141V140H54ZM54 141L52 140V142L54 143ZM59 141V140H58ZM114 141V145H115V140H113ZM113 141H112V143H110V142H108V144L110 143V146L113 144ZM133 141V140H132ZM152 141V140H151ZM174 141V140H173ZM22 142H23V140H22ZM25 142V143H26ZM36 142V144H40V142H38L37 140L35 141ZM35 142L33 143V145L35 144ZM43 142H41V144L43 143ZM47 142V141H46ZM46 142H44V143H46ZM51 142V141H50ZM50 142H47V143H49V145H50ZM56 142H57V140H56ZM55 142V143H56ZM59 142H61V140L59 141ZM58 142V143H59ZM89 142V141H88ZM88 142H86V143H88ZM121 142V141H120ZM119 142V143H120ZM144 142V143H143ZM176 141H174V143H175ZM24 143V144H25ZM118 143V142H117ZM140 143H143V144H140ZM145 143L147 144V145H145ZM149 143V142H148ZM193 143V142H192ZM191 143V144H192ZM4 143H2V145H3ZM6 145H7V143H5ZM4 144V145H5ZM21 144V143H20ZM23 144V143H22ZM31 144V143H30ZM38 144V145H39ZM40 144V147L41 146H43V145H41ZM52 144V143H51ZM60 144V143H59ZM90 146H91V143H88ZM176 144H177V142H176ZM9 145H10V143H9ZM9 145H7L8 147H9ZM13 145V144H12ZM17 145H19L18 143H15V147H17ZM27 145H28V142H27ZM26 144L24 145V146H27ZM32 144L30 145V146H28V148H30L31 149V146H33ZM49 145H48V148H49ZM62 145V144H61ZM97 145V149H99V147H101V149L102 148H106L105 146L104 147H102V146H100L99 145V143H97V141H96V144H95V146ZM101 145H102V143H101ZM140 145V146H139ZM195 146H196V144H194ZM7 146H5V148H3L2 146V148L0 149L1 151L3 150H5L6 149V147ZM14 146V145H13ZM20 146H23V145H20ZM34 146H36V145H34ZM88 146V145H87ZM109 146V145H108ZM107 146V147H108ZM110 146H109V149H113L114 147H112L111 146V148H110ZM117 146H119V147H121L122 145H116V147ZM146 148H145V147ZM175 146V145H174ZM183 146V145H182ZM15 147H12L11 145H10V149L12 148H14L13 150L11 149V152H10V150H9V148H8V150H7V152L8 153H6L5 151V154H4V157H5V160H3V163H2V165L0 164V192H2V188H3V190H4V188L6 187V186H8L9 185V181H10V175L8 176V174H9V172H10V174H11V179L14 177V175L12 174V173H14L15 171H17V172H15V173H20L21 172V168H22V171H23V173L21 172L20 173V175L21 174H23V175H25V178H26V176L28 177V178H30L31 180H30V182L33 184V186H31V187H34V186H36L37 187V185H38V188H36V187H34V189L36 188L38 191H42V192H45V191H50L49 193H52V195L51 196H54L55 198H56V196L57 195H59L60 193V197H61V195L63 194V193H65L64 191H63V193L61 192V189L59 188L60 187V184L58 185V183L56 184V182H55V184L56 185H54V184H52V182H53V179H51L52 180V182L51 183H48V180L50 179H48V178H46V180L47 181H45L44 179H43V175L48 171V175H49V173H52L53 171H54V168H55V166H50V165H48V166H50L51 168H45V165L44 164H40V163H37V169H36V171L38 172V171H40V173H42V171L44 172V174H40L42 177H39L38 175H36V171H35V169H32L31 167H29V166H32L33 165V167H35L36 166V162H35V165L34 164H31L30 165V161H29V159H28V162H29V164H28V162L26 163V164H28L27 166H25L24 164H22L24 161H23V158L21 157V155L22 154H24L23 152H21V151H24V150H21V149H23V148H26V147H23V148H21V149H19L18 151L17 150H15ZM39 147V146H38ZM38 147H32V149L34 150V148H37V150H38ZM44 147H46L45 145H44ZM50 147H51V145H50ZM54 147V146H53ZM55 147H57V146H55ZM54 147V149H56ZM64 147V146H63ZM89 147V146H88ZM87 147V148H88ZM140 147V148H139ZM150 147V146H149ZM153 147V146H152ZM151 147V148H152ZM184 147V146H183ZM27 148V149H28ZM59 148V147H58ZM91 148H93V145H92V147ZM139 148V149H138ZM143 148V149H142ZM175 148V147H174ZM30 149H28V150H30ZM40 149H42V148H40ZM43 149H45V148H43ZM60 149V148H59ZM62 149V148H61ZM60 149V150H61ZM63 149H65V148H63ZM74 149V148H73ZM84 150L83 151H85V148H83ZM89 149H90V147H89ZM96 149V150H97ZM117 150H116V152L118 151V147L116 148ZM121 149V151L123 150L122 148H120ZM136 149V148H135ZM142 149V151H140ZM154 149V148H153ZM184 149H182V150H184ZM36 150V149H35ZM60 150L58 151L59 153H58V155L61 153L60 152ZM88 150V149H87ZM95 150V151H96ZM103 150V149H102ZM107 148H106V151L104 150V152H107ZM128 149H127V151L128 152H126L125 150H123L125 153H128L129 155H131L129 152ZM143 150H145L144 152H143ZM178 150V149H177ZM206 150V151H205ZM0 151V152H1ZM2 151V152H3ZM21 152V155H20V152ZM53 151V150H52ZM52 151H51V154H52ZM57 150H55V152H56ZM62 151V150H61ZM67 151V150H66ZM73 151V150H72ZM88 151H90V150H88ZM94 151V150H93ZM101 151V150H100ZM136 153H135V152ZM204 151L206 152V153H204ZM2 152H1V154H2ZM32 152V151H31ZM34 152V151H33ZM32 152V153H33ZM77 152V151H76ZM104 152H102V153H104ZM115 152V151H114ZM133 152V153H132ZM141 152H143L144 154L142 155L141 154ZM149 152V151H148ZM46 154H48L47 152H45ZM83 153V152H82ZM109 153V152H108ZM112 153H113V151H112ZM118 153V152H117ZM125 153H124V155H125ZM139 153H140V155H139ZM185 153V152H184ZM184 153H182V154H184ZM25 154H28V152L27 151H25ZM24 154V155H25ZM75 154V153H74ZM81 154V153H80ZM96 154H98V152L96 153ZM114 154V153H113ZM119 154V153H118ZM128 154H126L127 156H128ZM135 154V155H134ZM151 154V153H150ZM149 154V155H150ZM153 154V153H152ZM49 155H50V153H49ZM82 156H83V154H81ZM94 155V154H93ZM139 157L138 159H137V156ZM1 156H3V155H1ZM50 156H52V155H50ZM55 156H57V155H54V157L53 158H55ZM76 156H78L77 154H76ZM81 156V157H82ZM104 156V155H103ZM105 156H106V154H105ZM27 156L25 155V158H26ZM29 157V156H28ZM31 158H32V156H30ZM84 157L85 156H83V159H84ZM107 157V156H106ZM124 157V156H123ZM149 157V156H148ZM2 158V157H1ZM30 158V159H31ZM48 158H50V160L52 161V157H47V159ZM58 158V157H57ZM100 158V157H99ZM103 158V157H102ZM108 158V157H107ZM107 158H105V159H107ZM125 158V157H124ZM146 158H147V156H146ZM2 159H4V158H2ZM11 159V160H10ZM38 159V158H37ZM46 159V160H47ZM66 159H67V157H66ZM82 159V160H83ZM86 159V158H85ZM94 159V158H93ZM133 159V160H134ZM143 159V158H142ZM142 159H140V161H143ZM148 159V158H147ZM7 160H10V162L9 161H7ZM25 160H27V158L25 159ZM58 160V159H57ZM64 160V159H63ZM79 160V159H78ZM127 161L129 160V159H126ZM32 161V160H31ZM32 161V162H33ZM48 161V160H47ZM54 161V160H53ZM70 161V160H69ZM89 161V160H88ZM93 161V160H92ZM95 161V160H94ZM99 161V160H98ZM130 161V160H129ZM135 161V160H134ZM137 161H135L136 162V164L139 166H137V167H135V164H134V167H133V171H132V165H131V167H129L130 169H131V171L133 172H131L132 173V176L133 175H135V176H138V177H135V176H133L132 177V179H134V181H135V184L137 183V181H138V183H137V186L138 187H140L141 185H144V183L146 182L145 180L147 179V177L146 178H144L145 176L144 175H142L143 173L144 174H149L148 172L147 173H145L146 171H144V168H146L147 167V165H148V163H146V165H144L145 163H144V161H143V163L144 164H142V166L144 167H142L140 164L141 163H137ZM147 161V160H146ZM145 161V162H146ZM175 161V160H174ZM177 161V160H176ZM1 162V161H0ZM6 162H9L11 165H8ZM49 162V161H48ZM48 162H46L45 164L47 165L48 164ZM56 162V161H55ZM55 162H54V165H56L55 164ZM59 163H62V162H60V161H58ZM57 162V163H58ZM66 162V161H65ZM80 162H81V160H80ZM84 162V161H83ZM87 162V161H86ZM90 162H91V160H90ZM162 162V161H161ZM173 162V161H172ZM25 163V162H24ZM51 163V162H50ZM70 163V162H69ZM94 163V162H93ZM93 163H92V171H93ZM125 163V162H124ZM131 163V162H130ZM129 162H128V164H130ZM78 164V163H77ZM81 164V163H80ZM113 164V163H112ZM127 164V165H128ZM150 164V163H149ZM44 167H43V166ZM52 165H53V162H52ZM60 165V164H59ZM68 164H67V162H66V167L67 168H69V166H67ZM89 165H91V163L89 164ZM106 165V164H105ZM62 166H64V164H62L61 165V167ZM79 166V165H78ZM85 166H87V164L85 165ZM96 166V165H95ZM149 166V165H148ZM39 167V168H38ZM57 167H59V166H57ZM57 167H56V169H55V171H57V172H62V168H59V169H57ZM66 167H64V170L66 169ZM74 167V166H73ZM91 167H89L88 169H90ZM142 167V168H141ZM13 168V169H12ZM36 168V167H35ZM95 168V167H94ZM61 169V170H60ZM70 169V171L73 169L74 170V168H69ZM96 169V168H95ZM112 169V168H111ZM119 169V168H118ZM126 169V168H125ZM141 169H142V171H141ZM60 170V171H59ZM84 170H85V168H84ZM138 170V171H137ZM173 170V169H172ZM11 171H12V173H11ZM46 171V172H45ZM55 171H54V174H55ZM70 171H68V169H67V173H69ZM87 171V170H86ZM90 171V170H89ZM88 171V172H89ZM98 171V170H97ZM56 172V173H57ZM96 172V171H95ZM127 172V171H126ZM126 172H125V174H126ZM129 172V171H128ZM18 173V174H19ZM39 173V172H38ZM65 173V172H64ZM67 173H65L66 175H68ZM71 173V172H70ZM72 173H75V172H72ZM87 175H88V173L87 172H85ZM90 173V172H89ZM135 173H137V174H135ZM142 173V174H141ZM18 174H15V176H18V177H16V179L14 180V182H16V183H14V182H11V181H13V179L15 178H13L10 182H11V184L12 183H14L15 185L17 184V186H19L20 187V189H21V187L23 188V189H25V187L26 186H28V183L29 182H27L26 180L28 179H26V180H24L25 178H24V176H22L23 177V182H24V184H21L20 182L22 181L21 179V177H19V175ZM58 174V173H57ZM60 175H61V173H59ZM91 175H92V173H90ZM95 174H98V172H96ZM112 174V173H111ZM124 174V173H123ZM172 174V173H171ZM12 175H13V177H12ZM51 175H53V173L51 174ZM50 175V176H51ZM56 175V174H55ZM60 175H57V176H60ZM62 175H63V173H62ZM61 175V176H62ZM65 175V177H67ZM91 175H89V176H91ZM93 175H94V173H93ZM130 175V174H129ZM139 175H141V176H139ZM154 175V174H153ZM152 175V176H153ZM156 175V174H155ZM154 175V176H155ZM158 175V174H157ZM45 176V175H44ZM47 176V175H46ZM54 176V175H53ZM56 176V177H57ZM74 176H76L77 177V173H76V175L74 174ZM79 176V175H78ZM95 176V175H94ZM93 176V177H94ZM110 176V175H109ZM126 176V175H125ZM124 176V177H125ZM128 176V175H127ZM159 176V175H158ZM162 176V175H161ZM177 176V175H176ZM56 177H53V178H56ZM65 177H63V178H65ZM72 177H73V174H72ZM85 177H86V175H85ZM97 177V176H96ZM96 177H95V179H96ZM111 177V176H110ZM131 177V176H130ZM17 178H18V180H17ZM19 178H20V181H19ZM51 178H52V176H51ZM59 179L61 178V177H58ZM62 178V179H63ZM68 178V177H67ZM67 178H65V179H67ZM80 178V177H79ZM87 178V177H86ZM98 178V177H97ZM117 178V177H116ZM123 178V177H122ZM126 178V177H125ZM137 178H140V179H138L137 180ZM159 178V177H158ZM157 178V179H158ZM177 178V177H176ZM57 179V178H56ZM58 179V180H59ZM137 181H136V180ZM157 179H155V181L157 180ZM160 179H162V177H160L158 180H160ZM182 179V178H181ZM29 180V179H28ZM64 180V179H63ZM63 180H61V182L63 181ZM84 180V179H83ZM96 180H98V179H96ZM126 180V179H125ZM19 181V182H18ZM64 181H66V180H64ZM85 181V180H84ZM84 181H82L83 183V185L84 184H86V182L84 183ZM87 181V180H86ZM95 181V180H94ZM99 181V180H98ZM180 181V180H179ZM58 182V181H57ZM59 182H60V180H59ZM67 182H68V180H67ZM67 182H65V184L67 183ZM93 182V181H92ZM96 182V181H95ZM94 182V183H95ZM116 182V181H115ZM161 182H163V181H161ZM167 182H169V181H167ZM181 182V181H180ZM101 183V182H100ZM119 183V182H118ZM126 183V182H125ZM131 183V182H130ZM179 183V182H178ZM12 185V188H13V186H15V185ZM93 184V183H92ZM96 184V183H95ZM113 184V183H112ZM120 184V183H119ZM132 184V183H131ZM134 184V183H133ZM82 185V186H83ZM91 185V184H90ZM101 185H102V183H101ZM122 185V184H121ZM57 186H59V187H57ZM72 186V185H71ZM85 186V185H84ZM83 186V187H84ZM99 186V185H98ZM128 186H129V184H128ZM127 186V187H128ZM182 186V185H181ZM29 187V186H28ZM56 187L58 188V189H56ZM75 187V186H74ZM81 187V186H80ZM83 187H82V189H83ZM86 187V186H85ZM84 187V188H85ZM102 187V186H101ZM143 186H141V188H142ZM8 188V187H7ZM15 188L16 187H14V190H15ZM61 188H62V186H61ZM141 188H140V190H141ZM9 189V188H8ZM7 189V191H9ZM20 189H16V190H18V191H20L21 192V194H23V193H25V194H28L29 192H27L28 191V189L29 188H27L26 187V189H27V191L25 190V192H22ZM22 189V190H23ZM32 189V188H31ZM36 189H35V191H36ZM59 189H60V193L58 194V192H59ZM63 189H64V187H63ZM77 190V189H76ZM85 190V189H84ZM84 190H82V191H84ZM88 190H90V188H88ZM94 190V189H93ZM103 190V189H102ZM181 190H182V188H181ZM17 191V192H18ZM32 191H34V190H32ZM38 191L37 192H34V193H38ZM81 191V190H80ZM81 191V192H82ZM6 192V191H5ZM9 192H11V191H9ZM9 192H6V194L7 193H9ZM20 192H19V194L17 193L15 196V198H18V197H20L21 199H23V200H21V202H24L25 204L27 203V202H25L24 201V199L25 198H22L21 197V194H20ZM41 192V193H42ZM66 192H67V190H66ZM70 192V191H69ZM117 192H119V191H117ZM2 193H4V192H2ZM13 193V192H12ZM12 193H11V195H9L8 196V194L6 195L7 197H11V199H12V196H14V195H12ZM49 193H47L46 194V192H45V195L47 196V200L51 197L50 195H48ZM54 193V194H53ZM78 193V192H77ZM86 193H88V192H86ZM85 193V194H86ZM91 193V192H90ZM109 193V192H108ZM112 193V192H111ZM114 193V192H113ZM112 193V194H113ZM153 193V192H152ZM15 194V193H14ZM25 194H23V195H25ZM39 194V193H38ZM44 193H42L41 195L42 196H44L43 195ZM80 194V193H79ZM82 195L84 194V193H81ZM84 194V195H85ZM92 194V193H91ZM120 194V193H119ZM118 194V195H119ZM124 194V193H123ZM150 194V193H149ZM2 195V194H1ZM4 195V194H3ZM20 195V196H19ZM33 195V194H32ZM37 195V194H36ZM40 195V194H39ZM64 195H66V194H64ZM83 195V196H84ZM103 195V194H102ZM38 196V195H37ZM50 196V197H49ZM78 196V195H77ZM116 196V195H115ZM5 197V196H4ZM25 197H26V200H29V198L25 195ZM29 197H30V202L29 203H31V202H33V199H32V201H31V198H32V196H30V194H29ZM41 197V196H40ZM45 197V196H44ZM49 197V198H48ZM60 197H58L57 196V198L55 199V198H53L52 200H56L57 201V199H59L60 200ZM72 197V196H71ZM75 197V196H74ZM97 197H99V196H97ZM105 197V196H104ZM103 197V198H104ZM107 197V196H106ZM38 198H39V196H38ZM42 198V197H41ZM40 198V199H41ZM63 198V197H62ZM88 198V197H87ZM14 199V198H13ZM12 199V200H13ZM43 199V198H42ZM74 199V198H73ZM79 199H80V197H79ZM140 199H141V197H140ZM215 199H217L218 200V202L217 203H220V205H216V207H210L209 208V205H208V201L209 202H212L213 200H215ZM1 200H2V206H4V209H5V205L3 204L4 203V201H3V198H1ZM8 200H10V199H8ZM15 200V202L17 201V199H14ZM14 200H13V202H11V200L10 201H8V202H10V204L11 203H14L15 204V202H14ZM34 200H35V198H34ZM38 200V199H37ZM46 200V199H45ZM50 200H51V198H50ZM49 200V201H50ZM54 200V203L56 202ZM58 200V202H60ZM110 200V199H109ZM193 200H195V201H193ZM202 200V201H201ZM6 201H7V198H6ZM48 201V202H49ZM87 201V200H86ZM126 201V200H125ZM134 201V200H133ZM145 201V200H144ZM198 203H197V202ZM18 202H19V204H21V206L23 205L22 203H20V201H19V199H18ZM17 202V203H18ZM35 203H36V201H34ZM63 202H64V200H63ZM71 202H72V200H71ZM78 202V201H77ZM81 204H82V206H84V203H82V200L81 201H79ZM79 202H78V204H79ZM85 202V201H84ZM130 202V201H129ZM153 202V201H152ZM186 202H184V203H186ZM204 202V203H203ZM206 202H207V205H206ZM33 204V206H36V207H40V206H37L36 204ZM44 203V202H43ZM138 203V202H137ZM189 203V204H190ZM201 203V204H200ZM203 203V204H202ZM7 204V203H6ZM19 204H16V205H19ZM24 204V205H25ZM38 204V203H37ZM59 204V203H58ZM70 204V203H69ZM68 204V205H69ZM81 204H79V205H81ZM139 204V203H138ZM162 204V203H161ZM182 204V203H181ZM212 204V203H211ZM210 204V206H212ZM7 205H9V204H7ZM15 205V206H16ZM39 205V204H38ZM45 205V204H44ZM42 206L41 208H42V210H43V208L45 207V209L43 210L45 213H46V211H47V214L48 215H54L55 214V212L52 214V211H55V210H52V209H58L59 207H61V206H59L58 205V207H56V208H51L52 206H47L48 208H50V210L46 207V206ZM48 205V204H47ZM63 205V204H62ZM79 205H78V207H79ZM157 205V204H156ZM183 205V204H182ZM192 205H194L193 203H192ZM0 207V208H2L3 209V207ZM10 206H12V205H9V207ZM20 206V205H19ZM18 206V207H19ZM32 206V207H33ZM73 206V205H72ZM76 206H77V204H76ZM136 206V205H135ZM17 207V206H16ZM15 207V208H16ZM17 207V208H18ZM24 208H25V206H23ZM22 207V208H23ZM36 207H34V209L36 208ZM65 207V206H64ZM70 207V206H69ZM143 207V206H142ZM188 207V206H187ZM186 206L185 207H183V209L184 208H187ZM11 209H12V207H10ZM9 208V209H10ZM14 208V207H13ZM16 208V209H17ZM20 208V207H19ZM41 208H39V209H41ZM47 208V209H46ZM83 208V207H82ZM88 208V207H87ZM132 208V207H131ZM155 208V207H154ZM189 208V207H188ZM10 209V210H11ZM38 209V208H37ZM36 209V210H37ZM38 209V210H39ZM56 209V211H58L57 212V214L58 213H60V215L61 214H63L65 211H66V209L64 210L63 209V207H61V209H63V210H60V209H58L57 210ZM80 209V208H79ZM89 210H90V208H88ZM134 209V208H133ZM162 209V208H161ZM182 209V210H183ZM193 209L194 210H196L194 207H193ZM192 209V210H193ZM203 209V210H202ZM9 210V211H10ZM14 211H15V209H13ZM23 210H25V209H22V211ZM32 210V209H31ZM36 210H33V212L35 211V212H37ZM42 210H40V212H43ZM50 212H49V211ZM69 210H70V208H69ZM83 210V209H82ZM92 210V209H91ZM96 210V209H95ZM123 210V209H122ZM186 209H184V211H185ZM188 210V209H187ZM191 210V209H190ZM193 210V211H194ZM0 211H4L3 212V214H1L0 215V218H2L3 216L2 215H7V214H4V213H7V212H5V210H1L0 209ZM13 211V212H14ZM17 212H18V210H16ZM74 211H76V210H74ZM88 211V210H87ZM93 211V210H92ZM115 211V210H114ZM125 212H126V210H124ZM132 211V210H131ZM189 211V210H188ZM193 211L191 212V211H189V213L191 214H193L192 216H189V213L187 212L186 213V211H185V213L184 214H188V216L189 217H191L190 218V220H189V222H192L194 219H192L193 218V216H194V213H193ZM13 212L12 213H10V214H13ZM26 212H28V210H26ZM31 212V211H30ZM29 212V216H28V214L25 216L26 218H28V217H30V215H31V213ZM39 212V211H38ZM37 212V213H38ZM41 213V214H35V215H37V216H39L40 215V219H38L37 220V218H39V217H35V219H36V221H33V224H32V227L35 225V226H37L38 225V227L41 225H44L45 226V229H47L46 231H45V229H42L43 231H45V232H48V231H51V230H53L52 232L53 233H51V234H53V237H51V238H53L54 239V241H51V242H54L53 243V246L51 247V245L49 246L50 247V251H51V249H52V252L54 253V255H55V252L56 251H58V249H64L67 253H68V246H67V244L65 245V243L64 244H62L63 242L62 241H65V239H63V237H62V239L63 240H60L61 241V244H59L60 243V241L58 240V242H56V240H55V238H56V234L58 233H55L54 234V229H55V231H56V229H58L57 231H59L60 230V232H61V230L63 229L62 227L63 226H66V223L67 222H70V223H68V224H70V225H68L69 226V229H70V226H71V224H72V222H73V224L74 223H77V222H75L74 221V219L76 220V218L74 217V219H72V217H71V219H72V222H71V220L69 219L67 222L64 220L65 218L64 217H66L64 214H63V217H62V219H60L61 217H57L58 215H56V216H54V217H57V218H48L49 216L48 215H45V213ZM50 214H49V213ZM183 212V211H182ZM181 212V213H182ZM221 212H224V211H221ZM20 213V212H19ZM23 213V212H22ZM66 213H67V211H66ZM69 213H71V212H69ZM76 213V212H75ZM93 213L95 214V212L93 211ZM129 213V212H128ZM218 213V214H217ZM24 214H26L25 213V211H24ZM105 214V213H104ZM103 214V215H104ZM140 214V213H139ZM172 214V213H171ZM170 214V215H171ZM233 214V215H232ZM13 215H17L16 213H14ZM20 215V214H19ZM50 215V216H51ZM68 215H70V214H68ZM78 215V214H77ZM93 215V214H92ZM95 215H97V214H95ZM114 215V214H113ZM141 215V214H140ZM183 215V214H182ZM226 215V214H225ZM237 215V218L236 217H234L235 218V220H234V218H233V216H236ZM2 216V217H1ZM21 216H24V215H20V216H18L17 215V217H15L16 219L18 218V217H21ZM28 216V217H27ZM32 216V215H31ZM48 216V217H47ZM51 216V217H52ZM73 216V215H72ZM98 216V215H97ZM124 216V215H123ZM175 216V215H174ZM185 216V215H184ZM198 216H195V217H197L196 219L198 220L199 219V217ZM33 217V216H32ZM31 217V218H32ZM33 217V218H34ZM82 217V216H81ZM125 217H126V215H125ZM142 217V216H141ZM147 217V216H146ZM185 217H187V216H185ZM194 217V218H195ZM203 217V218H202ZM64 218V219H63ZM172 218H174V219H178L177 218V216H176V218L175 217H172ZM184 218V217H183ZM219 218V217H218ZM224 218V217H223ZM3 219L4 218H2V219H0V222L1 221H3ZM66 219H68V216H67V218ZM158 219V218H157ZM173 219V220H174ZM179 219H180V217H179ZM178 219V220H179ZM196 219L194 220V222H197V224H199V227L198 228H200V229H196V228H194V229H196L195 231L193 230V224L192 225H189V226H191L192 227V230H193V232H195L196 233V231L198 232V230H203V229H205L206 227H203V226H201V224L200 223H198V221L199 222H201V223H203V221H200V220H198V221H196ZM240 219V220H239ZM5 220V219H4ZM13 220L15 221V223L14 224H16V220L14 219V217H13ZM12 219L11 220H9L10 222L11 221H13ZM27 220H29L30 222H31V220H30V218L29 219H27ZM34 220V219H33ZM178 220H174L175 221V223L178 221ZM222 220V219H221ZM7 221H8V219H7ZM7 221H5V222H7ZM18 221V220H17ZM23 221V220H22ZM78 221V220H77ZM128 221V220H127ZM130 221V220H129ZM157 222H158V220H156ZM173 221V222H174ZM180 221H181V219H180ZM179 221V222H180ZM183 221H186V222H183ZM183 221H181L182 223H185V225H187L188 226V224H187V220H186V218H185V220H183ZM227 221V220H226ZM226 221L225 222H223V223H225L226 224ZM241 221V222H240ZM10 222L9 223H6V224H10ZM21 222V221H20ZM29 222V223H30ZM93 222H95V221H93ZM100 222H102V221H100L99 220V224L98 223H96V228L100 231V232H102V235L104 234H106V231H108V229L106 230V227H108L107 225H108V222L106 223L107 225H105L106 227H104V224H100ZM120 222V221H119ZM159 222H161L160 220H159ZM204 222H205V220H204ZM232 222V221H231ZM3 223V222H2ZM1 223V225H3ZM24 223V222H23ZM78 223H80V222H78ZM103 223V222H102ZM149 223V222H148ZM150 223H152V222H150ZM161 223H163V222H161ZM175 223L172 225V227H174V228H176V230L174 229V228H172L175 232L177 231V230H180V231H183L184 233H186L187 231H186V226L184 225V227H183V224L182 223H180L181 225H179L178 224V222L176 223V225H175ZM207 223V222H206ZM206 223H203V224H206ZM222 223V224H223ZM6 224H4L3 225V227H6L5 229L7 230V228H8V226L6 225ZM11 224H13V222H11ZM10 224V225H11ZM13 224V225H14ZM81 224V223H80ZM82 224H84V223H82ZM81 224V225H82ZM156 224V223H155ZM178 224V225H177ZM210 224V223H209ZM222 224H220V225H222ZM0 225V226H1ZM19 227H20V225H22V224H17ZM77 225V224H76ZM75 224H74V226H76ZM93 225H94V223H93ZM113 225H114V223H113ZM112 225V226H113ZM117 225V223L114 225V229L117 227L116 226ZM123 225V224H122ZM126 225V224H125ZM152 225V224H151ZM194 225H195V223H194ZM227 225V224H226ZM225 225V226H226ZM18 226L16 227V225H14V227H16L15 229H16V231L19 229L18 228ZM27 226V225H26ZM34 226V227H35ZM73 226V225H72ZM78 226V225H77ZM84 226H86V225H84ZM112 226H110V227H112ZM116 226V227H115ZM119 226V225H118ZM137 226V225H136ZM158 226V225H157ZM170 226V225H169ZM201 226V227H200ZM223 226V225H222ZM11 227H12V225H11ZM31 227V228H32ZM37 227V229H40V228H38ZM79 227V226H78ZM88 227V226H87ZM145 227V226H144ZM165 227V226H164ZM177 227L179 228V229H177ZM180 227H181V229H180ZM194 227H197V226H194ZM212 227V226H211ZM0 228H2V226L0 227ZM30 228V227H29ZM29 228H27V229H29ZM43 228V227H42ZM60 228H62V229H60ZM74 227H71V230L73 229ZM77 228V227H76ZM81 228H82V226H81ZM85 228V227H84ZM95 228V227H94ZM121 228V227H120ZM169 228V227H168ZM185 228V230H183V229ZM5 229L2 231V230H0V235H2L1 234V232L3 233L4 231H5ZM22 229V228H21ZM33 229V228H32ZM78 229H80V228H78ZM113 229V227H112V230H114ZM127 229V228H126ZM167 229V228H166ZM171 229V228H170ZM212 229V228H211ZM9 230H11V228H10V226H9ZM30 230V229H29ZM34 230V229H33ZM36 230V229H35ZM42 230H39V232H41ZM65 231L67 230V228H65L64 229ZM71 230H69V233L68 234H72V231ZM73 230H75V228L73 229ZM77 230V229H76ZM81 230V229H80ZM106 230V231H105ZM116 230V229H115ZM123 230V229H122ZM138 230V229H137ZM156 230V229H155ZM192 230L190 229V230H188V232L187 233H190V232H192ZM201 230V231H202ZM41 232V233H44L45 234V232ZM71 231V232H70ZM96 231V230H95ZM104 231H105V233H104ZM145 231V230H144ZM149 231V230H148ZM159 231V230H158ZM161 231V230H160ZM179 231V232H180ZM186 231V232H185ZM205 231H206V229H205ZM7 232H8V230H7ZM17 232H19V231H17ZM16 232V235H21L22 233L21 232H19V233H17ZM38 233V231H33V233ZM60 232H59V234H60ZM62 232H64V231H62ZM74 232H76V231H74ZM73 232V233H74ZM114 232V231H113ZM128 232V231H127ZM163 232V231H162ZM175 232H174V234H175ZM5 233L6 232H4L3 234L5 235ZM10 233V232H9ZM21 233V234H20ZM29 233V232H28ZM34 233V235L32 234V231H31V235L32 236H38V234H35ZM41 233H39L40 235H42ZM77 233V232H76ZM129 233V232H128ZM138 233V232H137ZM140 233V232H139ZM150 233V232H149ZM158 233V232H157ZM161 233V232H160ZM166 233V232H165ZM172 233H173V231H172ZM181 233V232H180ZM184 233H181L180 234V237L182 238L181 239V241L185 238V236H183L182 234H184ZM184 234V235H186V239H187V235L188 234ZM200 233L201 232H199V235H200ZM238 233H240V232H238ZM8 234V233H7ZM11 234V233H10ZM43 234V236H44V238H47V239H50V237L48 238V237H46V234L44 235ZM50 234V235H51ZM65 232H64V236H65ZM67 234V235H68ZM101 234V233H100ZM116 234V233H115ZM153 234H155V233H153ZM174 234H172V235H170V234H168L167 236H166V234H165V236L166 237H168V241L169 242H171V245H175V247H176V243H174L173 242V237L175 236ZM197 234V233H196ZM235 234V233H234ZM243 234H246V235H243ZM26 235V234H25ZM30 235V234H29ZM39 235V237H43V236H40ZM48 235H49V233H48ZM47 235V236H48ZM73 235V234H72ZM72 235H71V237H72ZM77 235H79L80 236V234H77ZM75 236V235H73V236H75V237H78V236ZM85 235V234H84ZM97 235V234H96ZM103 235V236H104ZM151 235V234H150ZM159 235V234H158ZM182 235V236H181ZM7 236H9V235H7ZM11 236H13V235H11ZM11 236L10 237H8V239L9 238H11ZM24 236V234L20 237L21 239H25V237H23ZM59 235L57 234V237H58ZM70 236V235H69ZM85 236H88V235H85ZM97 236H99V235H97ZM96 236V237H97ZM122 236V235H121ZM172 236V237H171ZM198 236V235H197ZM201 236V235H200ZM199 236V237H200ZM243 236H246V237H243ZM5 237H6V235H5ZM23 237V238H22ZM30 237V236H29ZM61 237H59V238H61ZM66 237V236H65ZM71 237H70V240H71ZM82 237H83V235H82ZM81 237V238H82ZM89 237V236H88ZM133 237V236H132ZM170 237V238H169ZM184 237V238H183ZM198 237V238H199ZM18 238V237H17ZM38 238V237H37ZM36 238V241H38V239ZM43 238V239H44ZM58 238V239H59ZM101 238V237H100ZM105 237H103V239L101 240V241H103V242H101L102 243V246H100V247H102L103 248V244H105V239H104ZM1 239V243H2V238H0ZM4 239V238H3ZM6 239H7V237H6ZM7 239V240H8ZM13 239V238H12ZM30 240L29 241H31V239L32 238H29ZM33 239H34V237H33ZM42 239V240H43ZM57 239V238H56ZM66 239H67V237H66ZM79 239V237L77 238V240ZM87 239V238H86ZM90 239V238H89ZM88 239V240H89ZM98 239H99V237H98ZM120 239V238H119ZM158 239V238H157ZM171 239H172V241H171ZM174 239H175V237H174ZM185 239V240H186ZM231 239V238H230ZM239 239V240H240ZM40 240V239H39ZM46 240V239H45ZM51 240V239H50ZM50 240H48V241H50ZM77 240H75V238H74V241H77ZM166 240V242H168ZM188 240H189V238L186 240L187 242H188ZM191 240V239H190ZM195 240H198L197 238L195 239ZM200 240V239H199ZM199 240H198V244L196 243L197 241H194V245L195 244H197V245H195L193 248L196 250V246H200V242H199ZM221 240V239H220ZM6 241V240H5ZM15 241V240H14ZM14 241L12 242V245L13 244H15L14 243ZM32 241H34V240H32ZM36 241H34L35 242V246H36V243H37V245L39 244L38 242H36ZM41 241V240H40ZM39 241V242H40ZM47 240H46V242L47 243H50V242H48ZM73 241V240H72ZM174 241H177L176 239L174 240ZM180 241V242H181ZM186 241H184V243H186L187 244V242ZM224 242H225V240H223ZM6 242H8V241H6ZM45 242V241H44ZM43 241L40 243V244H47V243H44ZM65 242H67V241H65ZM69 242H71V241H69ZM69 242H67V243H69ZM79 242V241H78ZM81 242H83L82 241V239H81ZM81 242H79V243H81ZM99 242V241H98ZM168 242V243H169ZM178 242V241H177ZM183 242V241H182ZM193 242V241H192ZM222 242V241H221ZM238 242V241H237ZM0 243V245H3L4 244V240H3V244H1ZM33 243V242H32ZM73 243H75V242H73ZM77 243V242H76ZM79 243H77L78 245H79ZM86 244H87V242H85ZM90 243V242H89ZM190 243V242H189ZM210 243H212L213 244V242L211 241ZM209 243V240L207 241V245H210V246H212V244H210ZM248 243V242H247ZM39 244V245H40ZM52 244V243H51ZM82 244V243H81ZM100 244V243H99ZM120 244V243H119ZM156 244V243H155ZM165 244V243H164ZM170 244V243H169ZM185 244V245H186ZM220 244V243H219ZM224 244V243H223ZM221 245L222 247L223 246H226L225 244L224 245ZM234 244V243H233ZM238 244H239V242H238ZM242 244H244V243H242ZM242 244H240L241 246H243ZM255 244V245H254ZM33 245H34V243H33ZM32 245V246H33ZM70 245V244H69ZM76 245V244H75ZM74 245V246H75ZM106 245V247H107V244H105ZM116 245V244H115ZM118 245V244H117ZM116 245V246H117ZM143 245V244H142ZM159 245H160V242H159ZM167 245V246H166ZM166 245H165V247L167 248L168 247V244L166 243ZM169 246L168 248H170L169 250H168V248H167V250H165V251H167V255H168V253H170L168 256H172V257H170L171 259H170V261H172L173 260V255L175 254V258H176V255H178V253H179V255H180V253H181V249L180 248H182V247H180V245L178 244V246L175 248L174 246ZM204 245V244H203ZM207 245H206V247H207ZM228 245H230L229 243H228ZM257 245V246H256ZM3 246H5V245H3ZM6 246H7V244H6ZM14 246V245H13ZM47 246V245H46ZM46 246H39L40 248H42V247H44V248H48V247H46ZM77 246V245H76ZM87 246V245H86ZM90 246V245H89ZM115 246V247H116ZM120 246H122V244L120 245ZM120 246H117L118 248H120ZM189 246H191V243H190V245ZM240 246V248H242ZM38 247V246H37ZM38 247V248H39ZM71 247H73V245L71 246ZM77 247H79V246H77ZM76 247V248H77ZM105 247V246H104ZM158 247V246H157ZM173 247V248H172ZM178 247H180V248H178ZM192 247V246H191ZM191 247H190V249H191ZM202 247V245L200 246V247H198V249L199 248H201ZM258 247V248H257ZM4 247H1V249H3ZM6 248V250H8V247H5ZM5 248H4V250H5ZM39 248V250H42V251H40V254H42V253H45V250H43V249H40ZM90 248H92V245H91V247ZM166 248H164V249H166ZM175 248V252H174V250L173 251H170V250H172V249H174ZM192 248V249H193ZM208 248V251H206L207 253L206 254H204L205 253V251H203V247L201 248L202 249V252H203V255H205L204 257L206 258V256L208 255L209 256V258H210V256H212L213 257V255H214V253H213V250H210L212 247H210V249H209V247H207ZM207 248H205L204 247V249L206 250ZM226 248V247H225ZM224 247L223 248H221V250H223V249H225ZM0 249V264H31V262H33V261H30V259L29 258H27L26 256H27V254L28 253H26V252H28V251H24V253L26 254V256H25V258H24V256H22L23 255V253H22V255L21 256H16V254H15V256H9V255H6V253L5 252H3L2 250ZM14 249V248H13ZM12 249V251L13 252H15L14 250ZM27 249V248H26ZM61 249H60V251H61ZM69 249H73V248H69ZM84 249V248H83ZM85 249H87V248H85ZM98 249H101V248H98ZM97 249V250H98ZM106 249V248H105ZM180 249V250H179ZM198 249H197V255H198V252H200V251H198ZM213 249V248H212ZM15 250H17V249H15ZM24 250V249H23ZM28 250V249H27ZM36 250V252H39V251H37V248L35 249ZM47 251H46V253L48 252V249H46ZM74 250V249H73ZM73 250H72V252H73ZM92 250H93V248H92ZM115 250V249H114ZM161 250V249H160ZM8 251H10V250H8ZM11 251V252H12ZM33 251V250H32ZM31 251V252H32ZM44 251V252H43ZM48 252L47 253V255L46 256H44L46 259H47V261L48 262H45L46 261V259H43L44 257L42 256V255H40V256H42L41 258L43 259V260H41V261H44V264H51V261H53V260H55V259H52L51 258V255H52V252ZM63 251V250H62ZM61 251V252H62ZM77 251H78V249H77ZM86 251V250H85ZM90 251H91V249H90ZM89 251V252H90ZM94 251V250H93ZM103 250L101 249V251L99 250V252L100 253H103L102 252ZM163 251V250H162ZM178 251H180V252H178ZM194 251V250H193ZM17 252V251H16ZM19 252V251H18ZM17 252V253H18ZM42 252V253H41ZM71 251H69V255L67 254V255H65V253H64V251H63V259L62 260H64L65 258H67L68 256L70 257V259L72 258V260H74L75 258L77 259H79V257H75V256H73V254L74 253H72V257L70 256V253ZM75 253H76V250L74 251ZM88 252V253H89ZM98 252V253H99ZM119 252V251H118ZM177 252V253H176ZM195 252L196 251H194V252H192V253H194L195 254ZM212 252V253H211ZM238 252V251H237ZM247 252V255H249V256H245L244 257V255H245V253ZM255 252V253H256ZM58 254H59V252H57ZM56 253V254H57ZM94 254H95V251L93 252ZM93 253H91V254H93ZM99 253V254H100ZM172 253H174V254H172ZM212 255H211V254ZM239 253V252H238ZM249 253V254H248ZM14 254V253H13ZM30 254H33V253H30ZM30 254H28V256H30ZM61 254V253H60ZM77 254V253H76ZM75 254V255H76ZM93 254V255H94ZM105 254V253H104ZM114 254V253H113ZM118 254V253H117ZM172 254V255H171ZM244 254V255H243ZM34 255H36V253H34ZM53 255V257H55ZM90 255V254H89ZM119 255V254H118ZM117 255V256H118ZM122 255V254H121ZM133 255V254H132ZM182 255H184L183 253H182ZM179 256L180 258L179 259H182V260H184V261H187L188 259H190V258H188V259H186L185 258V256ZM197 255H196V257H197ZM241 255H242V257H241ZM67 256V257H66ZM77 256V255H76ZM78 256H79V254H78ZM95 256H97V255H95ZM95 256H93V259L92 260H94V261H91V264L94 262V263H96L97 261H96V259L97 258H95ZM104 256V255H103ZM199 256V255H198ZM207 256V257H208ZM31 257H33V255H31ZM37 257V256H36ZM57 258H58V256H56ZM55 257V258H56ZM60 257V256H59ZM65 257V258H64ZM73 257H75L74 259H73ZM98 257V256H97ZM128 257V259L131 261V262H133V263H135V262H138L136 259H135V257L134 256H131V255H128L127 256ZM181 257H183V258H181ZM186 257H188L187 255H186ZM200 257V259H203V256L201 257V256H199ZM236 257V256H235ZM29 259V261H30V263H28L29 261H27V259ZM60 258H62V254H61V257ZM60 258H59V262H60V264H61V261L62 260H60ZM100 258V257H99ZM99 258H98V260H99ZM175 258H174V260H175ZM185 258V259H184ZM193 258H194V255H193V257H192V261H193ZM225 258V257H224ZM245 258V259H244ZM34 259V258H33ZM69 261H70V259L69 258H67ZM108 259V258H107ZM167 259H169V257H167ZM178 259V258H177ZM226 259V258H225ZM224 259V260H225ZM67 260V261H68ZM72 260L70 261L71 263H72ZM84 260V259H83ZM101 260V259H100ZM99 260V261H100ZM104 260V259H103ZM155 260V259H154ZM153 260V261H154ZM191 260V259H190ZM208 260V259H207ZM210 260V259H209ZM222 260H223V258H222ZM222 260H220V263H223V262H226V261H223V262H221ZM36 263H37V258H36ZM34 261V262H35ZM76 262H74V263H76V264H79V263H77V260H75ZM79 261H80V259H79ZM78 261V262H79ZM129 261V262H130ZM169 261V262H170ZM175 261H177V260H175ZM174 261V264L176 263ZM189 261V260H188ZM187 261V263H189ZM57 262H58V260H57ZM65 263H66V259H65V261H64ZM81 262V261H80ZM101 262H102V260H101ZM101 262L99 263V264H101ZM130 262V263H131ZM177 262H179V264L181 263V264H186V262H181V260H179V261H177ZM35 263V264H36ZM38 263H39V261H38ZM42 264H43V262H41ZM41 263H39V264H41ZM53 263V262H52ZM70 263V264H71ZM74 263H72V264H74ZM93 263V264H94ZM102 263H104V262H102ZM140 263V262H139ZM138 263V264H139ZM167 263V262H166ZM171 263V262H170ZM190 263H192V262H190ZM189 263V264H190ZM200 263H202L203 264V262H202V260L198 263V264H200ZM215 263V262H214ZM213 263V264H214ZM238 263H236V262H232L231 264H238ZM57 264H59V263H57ZM64 264V263H63ZM68 264V263H67ZM81 264V263H80ZM84 264V263H83ZM162 264V263H161ZM164 264V263H163ZM168 264V263H167ZM172 264H173V262H172ZM192 264H195L194 263V261H193V263ZM204 264H206V263H204ZM208 264V263H207ZM215 264H217V263H215ZM224 264V263H223ZM226 264V263H225Z\"/></svg>",
  "mask_w": 264,
  "mask_h": 264
}]
</instances>
